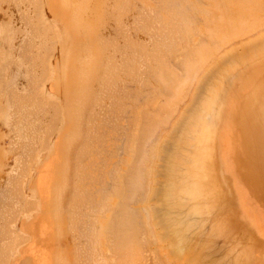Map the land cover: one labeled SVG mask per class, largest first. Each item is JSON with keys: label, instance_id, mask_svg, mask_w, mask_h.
<instances>
[{"label": "rangeland", "instance_id": "rangeland-1", "mask_svg": "<svg viewBox=\"0 0 264 264\" xmlns=\"http://www.w3.org/2000/svg\"><path fill=\"white\" fill-rule=\"evenodd\" d=\"M3 1L5 2V3H3ZM22 1V0H21ZM21 1H19V0H17V2H16V0H0V7H2V9L4 10V11H6V13H4L3 12V10L1 11L0 10V25L2 24L3 26H4V24H6V22H7V24H9V23H11V25H12V23L13 24H15V25H12L13 26V28H12V26H10V24L7 26V24L3 27H1L2 28V31H3V36L2 35H0V44H1V46H0V65H2V66H4L5 65V63H6V61L8 62V63H6V65H9V67H7L6 65L4 66V70H3V67L2 66H0V68L2 67V69H0V70H2L3 72V76L1 77V75H2V73H1V71H0V104H3V105H0V112H1V114H0V144H2V145H0V157H2V158H0V186H2L3 188H4V190L6 189V191H4L3 190V192L1 191L2 190V187H1V192L0 193H3V195L4 196H6L7 194H8V197L9 198H13V197H15L16 198V201H18L17 203H16V201H15V199H13L14 201H12V200H10V199H8V201H7V196L6 197H4L3 195H1L0 194V197L1 196H3L4 198H5V201L3 202V203H1L0 205V213L3 211L2 210V208H4V212H2L1 214H2V217L3 218H5V221L3 222L2 220H0L1 222H0V225H1V223H2V225L1 226H4L5 228H7V226H8V228L7 229H9L10 230V234H9V231L7 232H4V231H2L1 233H0V241L4 238V237H2V235L4 236V234L6 233V234H8L9 236H13V232H14V239H15V241H17V242H20V244L17 246V242H14V244L16 243V246H14L13 244H12V246L11 247H13V249L14 248H16V247H18L17 248V251H18V249L20 248V246L21 245H23L24 243H25V241H23V240H19L18 238H24V236L23 235H21L22 233H20L19 232V234L21 235H19L18 234V231L17 230H19L20 231V228H19V219H20V217L22 218L23 216H26V215H29L31 212H29L28 210H29V208L31 207L30 206V204L28 205V200L26 201V199H27V196L25 197V196H23V203H22V205H20V204H18V203H20V202H22V201H19L17 198H19L18 197V193L16 194V192L14 193V191H17V189H18V187H20L21 186V184L23 183V184H25V188L23 189L24 190V194H26V192H28L27 191V189H28V179H27V177L26 178H24V176H27L26 174L28 173V168L27 167H30V166H35L39 161H41L42 160V158H44V157H46L48 154L47 153H49V152H47V151H49L50 150V147L52 146V144H53V141L56 139V137H58L59 135H60V133L62 132V130H63V127H64V123H65V121H66V116H70L72 119H73V121H74V131L73 132H71V133H69V134H67V139H68V143H69V145H68V151H69V161H70V163L68 164V172H69V175L67 176V182H69V181H73V174H77V177L78 178H80V179H82L83 178V184H86V185H88V186H91V187H93L94 185H95V183L94 182H96L97 183V180H101L100 182H102L103 181V178L104 177H106V176H108V179H107V181H110L108 184H109V186H113V192H112V195H114L113 197H111V198H115L119 203L121 202V199L119 198V196H118V191L120 190V188H121V186H120V182L119 181H121V179H123L125 176H124V172H125V170L127 169V164H130V161H132L131 163L133 164V163H140V160H139V162L137 161V159L136 158H138L139 159V156H144L143 154H140L139 156H137V154H139L142 150H148V148H146V147H148L149 146V148H151V150L152 151H156L157 150V148L159 149V148H164L165 150L164 151H166L164 154H165V159L170 155H172V154H170L169 153V150H167V149H170L171 151H172V148H170V147H174V145H176V148L177 149H179V148H183V145L179 142L180 140H183V138L181 139L179 136H183V135H185V134H180L181 133V130H182V128H183V125H185L184 124V122H183V125L181 126V130L180 129H178L179 128V125L178 124H180L181 125V123H182V119L184 120V117L185 116H188V113H190V114H192L190 111H192V109H194L195 107L198 109V107L199 108H203V105H201V107L199 106L201 103H200V101H202V100H206V99H208L209 101L206 103V101H202V104H204V102L206 103V104H208V107H207V105H206V107L208 108V109H210V110H208V109H206V107L204 108V109H206L204 112H202V114H204L205 115V112H206V114H207V112H209V113H211V114H209L210 115V118H212V114L214 113H218V106L216 105V104H214L213 103V101H212V99L214 98V97H209V95H210V93H211V95H213V93H214V90H216L217 91V89H213L212 87H213V84L214 85H216V83H217V86H218V90L219 89H222V87H224L223 86V84H224V82H225V80H226V82H227V79H229V77H231L232 75H234L233 76V79H234V77L236 78V77H238L242 72H244L248 67H250V64L248 63V62H246L245 64H247V65H245L246 67H244L243 66V69L241 70L240 68L242 67V65H244V64H237L238 66L240 65V68L237 66V69L235 68V70H231L232 68H233V66H228L229 65V63H228V65H226L225 64V66L224 67H222L221 68V70H219V71H215V73H217L218 72V74L217 75H213V76H215V78H213V80H215V81H213L212 80V85H210L209 87V89L207 88V89H204V91H200V87H201V85L199 84V81L201 80V78H202V76L204 75V73H205V70H206V68L207 67H209L212 63V58L213 57H211V55H210V57H207L206 55H209L210 54V52L209 51H211V52H214L213 54H214V56L217 54V57H220V56H223V54H225V53H228V52H230L232 49H236L237 51H235L236 52V54L238 53H240V55L241 54H244V51L246 50V49H244L243 47L244 46H246V44H248V42H252L253 40H256L257 39V37L261 34V35H263L264 36V8L263 9H261V5L263 4V6H264V0H262V2H261V0H255L256 1V3H255V1L254 2H252L251 0V2L253 3V7H255L256 5H257V7H258V4L260 5V9H257L259 12H256V9H255V11L253 10V7H252V4L250 5L251 6V9L249 10H247L246 12H245V9L247 8V6L249 5V2L247 3V4H245L244 2L245 1H247V0H232L233 2H231V0H223V2L224 3H222L221 2V0H187V2H184V0H128V2H127V0H109V1H107V0H104L105 1V6L103 5L104 4V1L103 0H89V3H88V7L89 8H87L86 7V9L87 10H85V12H84V16L86 15L87 16V18L86 17H84V21H85V18H86V20H88V16H90L91 17V20H88L87 21V24L86 25H81L80 26V29L83 31V33L85 34L84 36H83V41L82 42H80V44H82V47L81 48H86L87 49V60L91 63V60H92V62H93V68H92V77L93 78H90L91 79V81L89 82V83H87V84H85V95H86V97L88 98V99H86V101H85V103H84V105L83 104H81V106L80 105H78V107H77V102L78 103H80V100H79V98L74 94V92H72V93H70L69 95H68V97H67V95L65 94V96L64 95H62V94H60L59 92H56V93H51L50 91H49V89H48V87H49V83H55V85L56 84H58V83H60V82H62L63 80H65L64 79V76L62 75L63 73H64V71H63V69L64 70H66L67 68H68V59H67V57L65 56L64 57V55H63V52H65L66 53V55H71V49L75 46L73 43H72V41H71V39L68 41L67 39L66 40H63V36H62V34H61V29L62 28H59L60 26L58 25V23L53 19V18H50L48 15H47V12H46V1L45 0H37V2L35 1V3L34 2H32V1H30V0H27V2H26V0H24V1H22V3H20ZM75 1V0H74ZM94 1V2H93ZM111 1V2H110ZM118 1V2H117ZM140 1V2H139ZM186 1V0H185ZM192 1H194L193 3H196L195 5L196 6H194L193 5V3H191ZM203 1H205V2H203ZM207 1H209L208 3H206ZM214 1H219V2H214ZM228 1H230L229 3L231 4H228ZM242 1H244V2H242ZM261 2V3H258V2ZM8 2V3H7ZM32 2V5H29V3H31ZM42 2H44V5L42 6V5H40ZM96 2V3H95ZM110 2V3H109ZM146 2V3H145ZM173 2H174V4H173ZM189 2L191 3V5H189ZM203 2V3H202ZM3 3V4H2ZM24 3H25V6L26 7H23L24 6ZM79 3H81L79 0H76V2L73 4V7H74V9L75 10H77V8H79L80 7V5H75V4H79ZM92 3V4H91ZM112 3V4H111ZM170 4V5H168L169 7H167V4ZM188 3V4H187ZM199 3V4H198ZM206 4V6H205V4ZM217 3V4H216ZM242 3H244L245 5H247L246 7H244L245 5H242ZM18 6H16V5ZM23 4V5H22ZM29 6H34L33 4H38V6L36 5V7L38 8L39 6H41V8L42 7H45V8H43V10H42V14L41 15H39L38 14V16H40V17H37V15H36V13L34 14V12L32 11V9H34V11L36 10V12L37 11H39L40 9H38L37 10V8L35 9V7L33 8L32 7V9H31V7H30V9H31V13H30V16H29V14L28 13H26L25 14V12H30L29 10V8L27 9V7H29ZM82 4V3H81ZM107 4V5H106ZM108 4H109V7H108ZM133 4V5H132ZM163 4V5H162ZM175 5V6H173V5ZM209 4V5H208ZM220 4V5H219ZM227 4V5H226ZM236 4V5H235ZM255 4V5H254ZM20 5H22V7L20 6ZM90 5V6H89ZM135 5V6H134ZM198 5H200V7L201 6H203V7H201V10H200V7L198 6ZM223 5L225 6V10L223 9ZM128 6V7H127ZM173 6V10L175 11V9H176V13L174 12V11H171L172 9H171V7ZM193 7L194 6V8H192L191 9V7ZM204 6H205V8H204ZM210 6V7H209ZM211 6H213V8H211ZM18 8V10H16L17 8ZM22 8V10H21V8ZM104 7V8H103ZM146 7H148V8H146ZM151 7L153 8V9H151ZM158 7H160V8H158ZM207 7H209L208 9H207ZM214 7H217V9L218 8H220L219 10H217L216 8H214ZM242 7H244V8H242ZM23 8H25V11H24V9ZM133 8H134V10H133ZM168 8L169 10H166V9ZM197 8H199V9H197ZM221 8H222V10H221ZM236 8H238V10L236 9ZM106 9V10H105ZM141 9V10H140ZM154 9H156V10H154ZM194 9V10H193ZM213 9H215L214 11H212ZM227 9H229L228 10V13H226L227 12ZM232 9V10H231ZM234 9V10H233ZM236 9V10H235ZM136 10V11H135ZM177 10H179L178 12H177ZM180 10H182L183 12H188V13H186V15L188 16V18H189V20H187L188 18H187V16H185V17H183L184 19L186 18V21H188L187 23H185L186 21L183 19L182 20V15L184 16L185 14H183ZM193 10V11H192ZM262 10V11H261ZM19 11H23L22 13H23V16H25V17H23L22 16V13L21 12H19ZM41 11V10H40ZM106 11V12H105ZM127 11V12H126ZM130 11H131V13H130ZM196 13H195V12ZM201 13H199V12ZM221 11V12H220ZM224 11V12H223ZM229 11H231V12H229ZM237 11H240V12H237ZM242 11L244 12V14L242 13ZM11 12H13L12 14H11ZM18 12H19V14H18ZM32 12H33V14L35 15V19H34V15L32 14ZM76 13H78L77 11H75ZM104 12L106 13V14H104ZM182 14H181V13ZM237 12V13H236ZM261 12H262V14H261ZM9 13V14H8ZM116 13V14H115ZM127 13V14H126ZM159 13H160V15H159ZM172 14L171 16L169 15V14ZM176 15L175 17H174V20L172 19V17L174 16V14ZM181 14V17L179 16L180 14ZM190 13V14H189ZM192 13V14H191ZM199 13V14H198ZM202 13H204L203 14V16H202ZM226 13V14H225ZM230 13H232V14H230ZM239 13V14H238ZM25 14V15H24ZM32 14V15H31ZM103 14L104 15H107L108 14V19H110L109 21H108V19L107 20H105L104 18H107L106 16H103ZM109 14H110V17H109ZM135 14H137V15H135ZM168 14V15H167ZM177 14H179V15H177ZM196 14V15H195ZM207 14V15H206ZM222 14H223V16H222ZM240 14H243V16L241 17L240 16ZM246 14V17H244V15ZM248 14H250V19H247L248 18ZM257 16H255V15ZM20 15V16H19ZM45 15V16H44ZM131 15H133V16H131ZM189 15H191V16H193V15H195V16H198V17H194V19H193V17H191V16H189ZM211 17H209V16ZM220 15V16H219ZM237 15H239V16H237ZM254 17H256L255 18V20H256V22L257 23H255L254 24V26H253V28H255V30L253 29V31H252V25L249 23V22H252V24H253V22H255V20L254 19H252V18H254ZM262 17H261V16ZM23 17V18H20V17ZM31 16H33V18H30ZM44 16V17H43ZM137 16V17H136ZM168 16H170V17H168ZM205 16H208V17H205ZM235 16H237L238 17V20H237V17H235ZM12 17V18H11ZM14 17V18H13ZM27 17L28 18H30V19H27ZM37 17V18H36ZM163 17V18H162ZM178 17V18H177ZM202 17V18H201ZM204 17V18H203ZM216 17H218V19L216 18ZM219 17H220V19H219ZM240 17H241V19H240ZM258 17H260V18H258ZM40 18V19H39ZM45 18V19H44ZM74 18L76 19V22L77 23H79V17H78V15H76L75 16V14H74ZM104 20H103V19ZM172 20H171V19ZM180 18V19H179ZM208 19V21H206L205 22V20L206 19ZM213 18H214V22H212L213 21ZM227 18V21H226V23H225V19ZM229 18V19H228ZM231 18V19H230ZM243 18L245 19V21L244 22H242L241 23V21L243 20ZM258 18V19H257ZM262 18V19H261ZM9 19L11 20V21H9ZM26 19V20H25ZM37 19H39V21L37 20ZM49 19L51 20V21H49ZM143 19V20H142ZM168 19H170V21L171 22H173V23H171ZM177 19H179V20H181V21H183L184 23V25H182V23H181V25L182 26H184V30L186 29V27H187V29L189 30L188 32H190V31H192V32H190V36H189V33L187 34V33H185V34H187V35H183V33L184 32H187V30L186 31H184V30H181V29H179L180 27H182V26H180V27H178V29L177 28H174L175 26H179V24H180V21L179 20H177ZM203 19H205V20H203ZM209 19H211V20H209ZM234 19V20H233ZM23 20H25V21H23ZM27 20H29V21H33V22H35L34 24L33 23H31V22H28ZM47 20V21H46ZM158 20V21H157ZM177 20V21H176ZM195 20V23H196V27H195V23L193 22V21ZM222 21V23H223V21H224V23L226 24H222V23H218V21ZM233 20V21H232ZM252 20V21H251ZM258 20V21H257ZM2 21V22H1ZM21 21V22H20ZM47 23H46V22ZM102 21H107L106 22V24L104 23V22H102ZM129 21V22H128ZM138 21H140V22H138ZM192 21V22H191ZM210 21V22H209ZM217 22V24H218V28H219V26L220 25H222L223 26V28L220 26V31H222V32H220V31H217V30H215V32H217L218 33V35H217V33H214V29L213 28H216L215 26V24L214 23H216ZM238 21H239V23H241L242 24V27H243V25L244 26H246V27H241L240 25L241 24H239L238 23ZM249 21V22H248ZM42 22V23H41ZM51 22H52V24H51ZM108 22H109V24H108ZM166 22V23H165ZM168 22V23H167ZM169 22L171 23V25H173V26H171L170 24H169ZM174 22H176V24L179 22V24H177V25H175V23ZM207 22H209V23H207ZM233 22V23H232ZM24 23H26V24H24ZM31 23V24H30ZM99 23V24H98ZM104 23V24H103ZM160 23H161V25H160ZM163 23L164 24H167V26L165 27V25H163ZM212 23V25H210ZM246 23V24H245ZM248 23L251 25H248ZM23 24V25H22ZM33 24V25H32ZM45 24L47 25V27H45ZM101 24H103V25H105V28H107V30L106 29H103V25H101ZM110 25V26H108V25ZM112 24V25H111ZM135 24V25H134ZM142 24V25H141ZM157 24H159V25H157ZM168 24H169V30H167L168 29ZM187 24V25H186ZM199 24V25H198ZM201 24V25H200ZM232 24V25H231ZM237 26V29H238V31L236 32V26ZM238 24H239V28H241V29H243L242 31H241V33H240V30H239V28H238ZM21 25V26H20ZM27 25H29V26H27ZM36 27H35V26ZM44 25V26H43ZM50 25H51V27H50ZM52 25H53V27H52ZM107 25V26H106ZM210 25V26H209ZM213 25H214V27H213ZM226 27H225V26ZM231 25V26H230ZM235 26V30H234V26ZM15 26V27H14ZM26 26V27H25ZM31 26V27H30ZM33 26V27H32ZM41 26H43L42 28H41ZM48 26H49V28H51V30L50 31H52V30H54L55 32H53V33H51L49 30H48V32H47V29H48ZM83 26V27H82ZM138 27V29H137V27ZM165 27V29H163V27ZM24 27H25V29H24ZM101 27H102V29L103 30H105V32H103V34L105 35H103L102 36V34L101 35H99L100 33H102V32H99V31H101L102 29H101ZM110 27V28H109ZM121 27V28H120ZM190 27H191V29H193V30H191L190 29ZM257 27V28H256ZM1 28H0V31H1ZM7 28V29H6ZM27 28H29V29H27ZM32 30H31V29ZM33 28H34V30L36 31H34L33 30ZM45 28V29H44ZM112 28V29H111ZM124 28H125V30H124ZM128 28V29H127ZM170 28H173V30L171 29L170 30ZM209 28H211L210 29V31H208L209 30ZM218 28H216V29H218ZM245 28H246V30H245ZM248 28V29H247ZM21 29L23 30V31H21ZM38 29H41V31H42V34H40L41 32H40V30L38 31ZM101 29V30H100ZM111 29V30H110ZM156 29H157V31H156ZM174 29H176V31L178 32L177 34H176V31H174ZM258 31H257V30ZM260 29H263V30H260ZM12 30V31H11ZM25 30H27V31H25ZM29 30H31L30 31V33L28 32ZM57 30V31H56ZM85 30V31H84ZM102 30V31H103ZM109 30H110V33H111V35H110V33H109ZM113 30V31H112ZM131 30H134V31H131ZM161 30H163V31H161ZM181 30V31H180ZM206 32H205V31ZM219 30V29H218ZM250 30V31H249ZM43 31H45L46 33H45V37H46V35L49 33V35H50V33L51 34H57L58 33V35H55L54 34V36H56V38L55 37H50V36H53V35H48L47 36V40H48V43H46L47 42V40H46V38L45 37H42V36H44V32ZM106 31H107V33H106ZM115 31V32H114ZM165 31H167L166 33H165ZM173 31V32H172ZM179 31H180V33H179ZM184 31V32H183ZM194 31V32H193ZM212 31V32H211ZM234 31V32H233ZM250 32V34H249V32ZM11 32V33H10ZM18 32V33H17ZM25 32L28 34L29 33V35H27V34H25ZM98 32H99V34H98ZM130 32H132V33H130ZM163 32V33H162ZM175 32V33H174ZM182 32V33H181ZM220 32V33H219ZM225 32V33H224ZM238 32L240 33L239 35H238ZM256 32V33H255ZM20 33V34H19ZM35 33V34H34ZM136 33V34H135ZM141 34L140 36H139V34ZM236 35H235V34ZM246 33L248 34L247 36H246ZM254 33V34H253ZM6 34V35H5ZM10 34V35H9ZM13 34V35H12ZM24 36H28V37H24ZM108 34V35H107ZM114 34V35H113ZM165 34V35H164ZM172 34V35H171ZM174 34V35H173ZM176 34V35H175ZM195 34V35H194ZM205 34V35H204ZM206 34H208V36L210 37V40H209V37L207 36L206 37ZM212 36V35H217V37L216 38H214V36H210V35ZM36 35H37V37H36ZM96 35H98V36H96ZM109 36V38H107V36ZM138 35V36H137ZM148 35V36H147ZM192 35V36H191ZM243 35H245L244 37H243ZM4 36H5V38H4ZM11 36H13V37H11ZM21 36H22V38H21ZM59 36V40H58V37ZM100 36V37H99ZM115 36H117L116 38H115ZM142 36V37H141ZM153 36V37H152ZM183 36V37H182ZM194 36V37H193ZM197 36V37H196ZM18 38V40H16L17 38ZM20 37V38H19ZM97 37H99V38H97ZM101 37H103V38H101ZM105 37V38H104ZM128 37V38H127ZM134 37H136V38H134ZM145 37V38H144ZM203 37V38H202ZM204 37H205V39H206V41H205V39H204ZM219 37V39L217 40V38ZM230 37V38H229ZM233 37V38H232ZM12 38H14L13 40H12ZM25 38H29L28 39V41H27V39H26V41H25ZM31 38V39H30ZM33 38V39H32ZM39 40H38V39ZM49 38V39H48ZM51 38V39H50ZM56 39V40H53V41H55L56 42V46L53 44H49V41H51L52 39ZM113 38V39H112ZM118 38V39H117ZM141 38V39H140ZM187 38V39H186ZM189 38H190V40H189ZM193 38V39H192ZM222 38V39H221ZM242 38V39H241ZM9 39H11V40H9ZM35 39V40H34ZM45 39V40H44ZM88 40V42H89V44H87L88 42H87V40ZM96 39V40H95ZM99 39H101V40H103V39H105V41L103 40V42L101 41V40H99ZM107 39V40H106ZM108 39H109V41H108ZM120 40L119 42L117 41V40ZM155 39V40H154ZM182 39V40H181ZM192 39V40H191ZM216 39V40H215ZM224 39H226L225 41H224ZM237 39V40H236ZM4 40H7V42L5 41V44H4ZM21 41V44H25L24 46L22 45H20V44H18V43H20V41ZM30 40V41H29ZM32 40H33V42H32ZM37 40V41H36ZM95 41V43H94V41ZM97 40H99L100 42H98ZM115 40V41H114ZM151 40V41H150ZM185 42H184V41ZM201 40H203V41H201ZM217 41V44H216V42L215 41ZM220 40V41H219ZM223 40V41H222ZM14 41V42H13ZM23 41H24V43H23ZM122 41V42H121ZM177 41V42H176ZM180 41V42H179ZM209 42V44H208V42ZM234 41V42H233ZM11 42V43H10ZM18 42V43H17ZM37 42V46L35 45V43ZM42 42V43H41ZM113 42V43H112ZM115 42V43H114ZM124 42V43H123ZM181 42H183V43H181ZM186 42H188V43H186ZM191 42V43H190ZM193 42V43H192ZM195 42H197V43H195ZM199 42V43H198ZM201 42H203L202 44H201ZM219 42V43H218ZM223 42H226V44L227 45H225V43H223ZM254 42V41H253ZM7 43H9V44H7ZM14 43V44H13ZM27 43V44H26ZM31 43V44H30ZM34 43V45L32 46V44ZM46 43V44H45ZM51 43H53L52 41H51ZM86 43V44H85ZM101 43H102V45H101ZM145 43V44H144ZM164 43H166V44H168L169 46L167 47V46H165L166 44H164ZM172 43V44H171ZM185 43V44H184ZM206 43V44H205ZM229 43V44H228ZM231 43V44H230ZM264 43V42H263ZM263 43H257V45H258V47H261V45L263 44ZM2 44H4V47H3V45ZM16 44V45H15ZM42 44V45H41ZM47 44H49L51 47H53V48H49V46L47 47V46H45V45H47ZM101 46H100V45ZM104 44V45H103ZM106 44V45H105ZM110 44H113L112 46L109 45ZM122 44H124V45H122ZM127 44V45H126ZM158 44V46L156 47V45ZM159 44H160V46H162V45H164V47L162 48V47H160L159 46ZM179 44H182V45H180L179 46ZM186 44H188V48L185 46ZM190 44V45H189ZM212 44H214V46L212 45ZM219 44V45H218ZM14 45V46H13ZM29 45V46H28ZM84 45H85V47H84ZM110 47V48H108V46ZM122 45V46H121ZM126 45V46H125ZM178 45V46H177ZM192 45V46H191ZM193 45H194V47H193ZM198 45H203V46H198ZM206 45V46H205ZM207 45H209V46H207ZM227 46V47H222V46ZM10 46V47H9ZM41 46V48H39ZM43 46H45V47H43ZM88 46V47H87ZM90 46H91V48H90ZM107 48H106V47ZM118 46V47H117ZM124 46V47H123ZM155 46V47H154ZM184 46H185V48H184ZM197 48H196V47ZM211 46H212V48H211ZM216 46H218V47H216ZM14 47V48H13ZM47 47V48H46ZM54 47H56L55 48V50H53L54 49ZM100 47L103 49H101L102 50V52L100 51ZM105 47V48H104ZM111 47H112V49H111ZM123 47V48H122ZM166 47V48H165ZM179 47V48H178ZM181 47V48H180ZM200 47H202V48H200ZM220 47V48H219ZM257 47V48H258ZM28 50H27V49ZM32 48V49H31ZM66 48H67V50H66ZM99 48V49H98ZM125 48V49H124ZM127 48V49H126ZM138 48V49H137ZM154 48V49H153ZM158 48H161L162 50H161V52H160V49L158 50ZM167 48L170 50H172V52H171V50L169 51V50H167ZM176 48H178V49H176ZM194 48H195V51H194ZM199 48V49H198ZM208 48V49H207ZM210 48V49H209ZM216 48V49H215ZM1 49H3V50H1ZM13 49H15V50H13ZM31 49V50H30ZM46 49V50H45ZM47 49H49L48 51H47ZM109 49V50H108ZM122 49V50H121ZM124 49V50H123ZM200 49H203L204 51H207L206 53L205 52H202V51H200ZM212 49L214 50V51H212ZM220 49V50H219ZM223 49V50H222ZM260 50V52H259V54L261 55V54H264V49H263V47H261V48H259ZM263 49V50H262ZM6 50V51H5ZM13 50V51H12ZM105 50H106V52H105ZM110 50H111V52H110ZM112 50H113V52H112ZM126 50V52L127 51H129L128 53H126V52H123V51H125ZM135 50V51H134ZM166 50V51H165ZM177 50V51H176ZM186 52H184V51ZM198 50V51H197ZM3 51V52H2ZM27 51H28V53H27ZM50 51H52V52H50ZM122 52V54H124V56L121 54V52ZM132 51V52H131ZM140 51V52H139ZM148 53H147V52ZM167 51H168V53H167ZM173 51H176V52H173ZM183 51V54H181V52ZM189 51V52H188ZM192 51H193V53H192ZM217 51V52H216ZM261 51H263L262 53H261ZM10 52V53H9ZM42 52V53H41ZM54 52V53H53ZM84 52H86V51H84ZM119 52V53H118ZM131 52V53H130ZM166 52V55L164 54ZM180 53L181 55L179 56V54H176L175 56H174V54L175 53ZM191 52V53H190ZM200 52H202V53H200ZM219 52V53H218ZM11 53H13V54H11ZM44 53V54H43ZM49 53V54H48ZM51 53H53V54H51ZM100 53H101V55L104 57V59L103 58H101V55H100ZM107 53V54H106ZM125 53H126V55H128L129 54V58L131 57V60L125 55ZM133 53H134V55H133ZM158 53H160V56H161V58L164 56V58H160V59H157V58H159V54ZM162 53V54H161ZM169 53H174L173 55L171 54V56H170V54ZM195 53L197 54L196 56H194L195 55ZM203 53H205L204 55H202ZM208 53V54H207ZM255 53V52H254ZM6 54V56H4ZM10 54V55H9ZM15 54V55H14ZM109 54H110V56H112V57H110L109 56ZM112 54V55H111ZM115 54V55H114ZM118 54V55H117ZM121 54V55H120ZM157 54V55H156ZM188 54V55H187ZM193 54V55H192ZM257 54V53H256ZM12 55V56H11ZM16 55H18L17 57H15ZM50 55V56H49ZM117 55V57H115ZM142 55V56H141ZM170 57H169V56ZM183 55V57H181ZM185 55V56H184ZM203 56L202 58L200 57V56ZM258 55V54H257ZM256 55V56H257ZM7 56H9V57H7ZM11 56V57H10ZM14 56V57H13ZM43 56H45V57H43ZM48 56V57H47ZM89 56V57H88ZM109 56V57H108ZM119 56H121L120 58H119ZM127 58H126V57ZM149 56H150V58H149ZM156 56H158V57H156ZM181 58H179V57ZM236 56V55H235ZM241 56H244V55H241ZM259 56V55H258ZM258 56H257V58H258ZM47 57V60L45 59ZM53 57V58H52ZM123 57H124V59H123ZM133 57H135L134 59H133ZM178 57V58H177ZM197 57H198V59H197ZM208 58V60L206 59V58ZM5 58H8V59H10V61L8 60V59H5ZM15 58H17V60L15 59ZM20 58V59H19ZM111 58V59H110ZM121 60H119V59ZM153 59L154 58V60L156 61L155 63H157V64H155L153 61H147V59ZM156 58V59H155ZM168 58V59H167ZM171 58H172V60H171ZM183 58V59H182ZM211 58V59H210ZM256 58V60H258ZM102 59H103V61H102ZM106 59V60H105ZM116 59V60H115ZM125 59H127V60H125ZM128 59H129V61H128ZM167 59V60H166ZM177 59L179 60V61H177ZM185 59V60H184ZM190 59V60H189ZM206 59V60H205ZM255 59V58H254ZM253 59V60H254ZM261 59L263 60L264 59V56H262L261 55ZM5 60V61H4ZM13 60V61H12ZM21 60V61H20ZM44 60H46V62H48L47 63V65H46V62H44ZM48 60H50V62L48 61ZM100 60V61H99ZM114 60H115V62L116 63H114ZM139 62H138V61ZM196 60V62H194ZM198 60V61H197ZM203 60V61H202ZM205 60V61H204ZM15 61H16V63H15ZM24 63H23V62ZM102 61V62H101ZM108 61V62H107ZM126 61V62H125ZM130 61H134V62H130ZM145 61V62H144ZM193 61V62H192ZM200 61H202L203 62V64H201L200 65ZM4 62V63H3ZM20 62H22V64L20 63ZM27 62V63H26ZM119 64H118V63ZM121 62H122V64H121ZM151 62V65H152V67L153 66H156V67H158V68H160L159 70H160V72L158 73V68L157 69H155V67H150L151 65L149 64H147V63H150ZM174 62H176L175 64V69L177 70H174ZM190 65V67H188L189 65H187V63ZM191 62V63H190ZM201 62V63H202ZM15 63V64H14ZM31 63V64H30ZM34 63V64H33ZM45 63V64H44ZM51 63V64H50ZM103 63H104V65H103ZM105 63H106V65H105ZM110 63V64H109ZM124 63V64H123ZM154 63V64H153ZM173 63V64H172ZM185 63H186V65H187V67H186V65H185ZM193 63V64H192ZM196 63H198V64H196ZM250 63H251V61H250ZM252 63H253V61H252ZM20 64V65H19ZM116 64H118V65H116ZM121 64V65H120ZM129 64H130V66H129ZM133 64H135V65H133ZM166 64H167V66H166ZM170 64V68L168 67V65ZM173 65V67H172V65ZM179 64V65H178ZM196 64V65H195ZM13 65V66H12ZM26 65V66H25ZM44 65H46V66H44ZM62 65H63V69H62ZM101 65V66H100ZM133 65V66H132ZM141 65V66H140ZM200 65L201 66V68L204 66V67H206L205 69H200L198 66ZM251 65H253V64H251ZM21 68V69H23V70H21L19 67ZM78 66H79V64H78ZM103 66H105V68H106V71H107V73L110 75V71H112L111 72V76H107L108 74L106 73V71H105V69H104V67ZM111 66H112V68H111ZM125 68V66H126V68L124 69L123 67ZM127 66H129L128 68L129 69H127ZM135 66H136V68H135ZM162 66L165 68L166 67V69H164V68H162ZM31 69H30V68ZM35 67V68H34ZM43 67V69H41ZM102 67V68H101ZM110 67V69H113V70H115L117 67V70H115L114 72H113V70H110V69H108ZM134 69H133V68ZM168 67V68H167ZM185 67V68H184ZM193 67H195V68H193ZM229 67H231V68H229ZM235 67V66H234ZM17 68H19V69H17ZM51 68H53L52 70H50ZM120 68V69H119ZM121 68H123V70H125V72L127 73L130 69L131 70H133L132 72H130L129 71V73H127V74H125L124 75V71H122V69ZM179 68V69H178ZM193 68V69H192ZM197 68H199V69H197ZM226 68V69H225ZM239 68V69H238ZM13 69H15L14 71H13ZM34 69L36 70V72L34 71ZM44 70V71H41V70ZM48 69V70H47ZM104 69V70H103ZM135 69H136V71L138 72H136L135 71ZM144 69H147L146 71L144 70ZM164 69V70H163ZM180 69H181V73L184 75H181V73L179 72L180 71ZM187 69L190 71V74L192 75V70H194V72H193V77L194 76H196V77H194V78H196V79H194L190 74H189V72L187 71ZM225 69V70H224ZM234 69V68H233ZM19 70H20V72H19ZM47 70V71H46ZM104 72H103V71ZM145 71V72H147V73H150L151 75H154V79L151 81V79L152 78H149V80L150 81H148V83L146 82V80L148 79V78H145V76H149V75H145V74H141V73H143L142 71ZM155 70V71H154ZM166 70H168V73H170L171 75L173 74L174 76H176V78L178 77V75L180 74L181 75V78H177V80H176V82L175 83H173V82H171L172 83V85H170V86H168V81H171L170 79L166 82V81H164L163 82V85H161V83L162 82H160V80L161 79H163L162 77H164V74H163V76H161V78H160V80L156 77V75H157V73H158V77H160V75L162 74V71L164 72V73H166L165 71ZM179 70V71H178ZM201 71V73H200V71ZM240 70V71H239ZM244 70V71H243ZM13 71V72H12ZM51 71H53V72H51ZM102 71V72H101ZM152 71H154V72H152ZM171 71V72H170ZM177 73H176V72ZM185 71V72H184ZM223 71H225L226 73H227V75H226V73L225 74H223L224 72ZM234 71H236V72H234ZM239 71V72H238ZM38 72H41V74L40 73H38ZM48 72H49V74H48ZM51 72V73H50ZM120 72H124L122 75L125 77L126 75V78H124L123 76H121V73ZM134 72H135V74H134ZM144 72V73H145ZM174 72V73H173ZM187 72V73H186ZM199 72V73H198ZM221 72H223V73H221ZM238 72V73H237ZM5 73V74H4ZM22 75H21V74ZM23 73H25V74H23ZM36 73V74H35ZM43 73V74H42ZM46 73V74H45ZM101 73H102V75H101ZM107 75H106V74ZM113 73H114V75H113ZM118 73H120V75H118L120 78H122V82L120 83V84H122L124 81H123V79H128V80H130V81H128V80H126L124 83H123V89H122V87H120V86H122V85H120V84H118L119 82H116V80L118 81V76H116V74H118ZM133 73V74H132ZM141 75H145L144 76V78H143V80H141L142 78L141 77H143V76H141ZM167 73V74H168ZM196 73H198V74H196ZM221 73V75H219ZM231 73V74H230ZM237 73V74H236ZM248 73V70H247V72L245 73V75ZM16 75V77H15V75ZM38 74V75H37ZM40 74V75H39ZM53 74V75H52ZM105 74V75H104ZM130 74V77H132V75H133V79H130V77H128V75ZM137 74V75H136ZM160 74V75H159ZM169 74V75H170ZM175 74H177V75H175ZM196 74V75H195ZM36 75V76H35ZM45 75V77H43V76ZM49 75H52V77H50L49 78ZM99 75H101L102 77H103V79H107L106 80V83H104L105 82V80H103V79H101L102 77H100ZM140 75V76H139ZM150 75V76H151ZM169 75H168V78H169ZM170 75V76H171ZM185 75H187L186 76V78H187V80H186V78H185ZM189 75V76H188ZM231 75V76H230ZM244 75V76H245ZM11 76H12V78H13V80H12V78H11ZM14 76V77H13ZM48 76V77H47ZM107 78H106V77ZM135 76V77H134ZM140 77V78H138V77ZM173 76V77H174ZM216 76H218V77H216ZM220 76L221 77H223L224 79L222 80L221 78H220ZM226 76V77H225ZM3 77H4V80H3ZM8 77H9V79H8ZM36 77V78H35ZM62 77H63V79H62ZM109 77V78H108ZM113 79L114 77H116V78H114L115 79V81L113 82V80H111V78ZM151 77H153V76H151ZM171 78V79H174V78ZM182 77H183V80H182ZM189 77H190V81H189ZM15 78V79H14ZM39 78V79H38ZM40 78H42V79H40ZM98 78V79H97ZM136 78H137V80H136ZM18 79V80H17ZM24 79H26V81L24 80ZM37 79V80H36ZM44 79V80H43ZM89 79V80H90ZM138 79L139 80H141V81H138ZM165 79V78H164ZM167 79V78H166ZM179 79H180V82H178L179 81ZM193 79L195 80V82L193 81ZM218 79V80H217ZM233 79L231 80V81H233ZM11 81V82H9V83H7L8 81ZM50 80V81H49ZM88 80V81H89ZM96 80H98V81H96ZM109 80H111V83L109 84L108 83V81ZM158 80V81H157ZM184 80H185V82L186 81H188L187 83H185L184 82ZM230 80V79H229ZM38 82V83H36V82ZM39 81H41V82H39ZM49 81V82H48ZM100 81V82H99ZM156 81V82H155ZM162 81V80H161ZM173 81H175V80H173ZM182 81L184 82L183 84H185L186 86L187 85H189V86H192V88L191 87H189L190 89L188 90L189 91V93H187L186 92V90H185V85H183L182 84ZM218 81V82H217ZM26 82V83H25ZM58 82V83H57ZM99 83V84H97L96 85V83ZM103 82V83H102ZM143 82V83H142ZM150 82H154V83H150ZM160 82V83H159ZM216 82V83H215ZM225 82V83H226ZM20 83V84H19ZM23 83V84H22ZM35 83L38 85V87L35 85ZM118 84L117 86H115L114 84ZM139 83H141V85H140V90L142 91H144L143 92V94H144V96L142 97V94H141V92H138L137 93V91H140V90H138L137 88V86L139 85ZM156 83L157 84H159L160 86L158 87V85H157V87H156ZM165 83H166V85H165ZM193 85H192V84ZM195 83V84H194ZM8 84V85H7ZM39 84H40V86H39ZM114 85V87H116L115 88V90H111V86H112V88H113V85ZM133 84V85H132ZM144 84L146 85V87L144 86ZM147 84H149V85H147ZM150 84H151V86H150ZM153 84V85H152ZM176 85V86H174V85ZM179 84V85H178ZM180 84H182L181 86H180ZM219 84L221 85V87L219 86ZM105 87H104V86ZM109 85H110V87H109ZM134 85H135V87L136 88H133L136 92H134V90H132V87H134ZM142 85H143V87H142ZM164 85H165V87H164ZM177 85L178 86H180L181 88H183L184 89V91L182 92V90L181 89H179L178 87H177ZM3 86V87H2ZM5 86H6V88H5ZM78 86V85H77ZM90 86V87H89ZM98 86H100V88H97ZM107 86V87H106ZM130 86V87H129ZM174 86V87H173ZM8 87V88H7ZM40 87H41V89H40ZM47 87V88H46ZM96 87V88H95ZM109 87V89H108V91H106V89ZM141 87H142V89H141ZM154 87V88H153ZM166 87H168V88H166ZM171 87V88H170ZM176 87L178 88V92H177V89H176ZM208 87V86H207ZM104 88H106V89H104ZM120 88H121V91H120ZM130 88V89H129ZM145 88L149 91V93H146V92H148L147 90L145 91ZM151 88H152V92L150 91L151 90ZM162 88V89H161ZM163 88H165V89H163ZM169 88H170V90H169ZM174 88H175V90H174ZM6 89H7V91H6ZM91 89V90H90ZM97 89H98V91L99 90H103L102 92H101V95H98V94H100L98 91H97ZM114 89V88H113ZM116 89H118V90H116ZM126 89V90H125ZM155 89V90H154ZM158 89V90H157ZM186 89H188L187 87H186ZM192 89V90H191ZM4 90V91H3ZM89 92H88V91ZM122 90H123V93H122V96H125V98L127 97V96H129V97H127L126 99L127 100H125V101H127V103L128 104H130V106H131V110L129 109V105L128 104H126V102L125 101H122V100H124L125 98H121V95H119V93L120 92H122ZM132 90V91H131ZM180 90H181V92H180ZM201 90H202V88H201ZM208 90V91H207ZM210 90H212L211 92H210ZM94 91V92H93ZM110 91V92H109ZM115 93H114V92ZM117 91H118V93H117ZM120 91V92H119ZM130 91V92H129ZM164 91V92H163ZM198 91H199V93H201V97H203L204 96V98H202V100H200L201 98H198V100H200V101H198V100H195V96H196V94L198 93ZM206 91V92H205ZM215 91V92H216ZM16 92V93H15ZM49 92V93H48ZM108 92H109V94H108ZM113 92V93H112ZM129 92V93H128ZM153 93V94H151V93ZM171 92V93H170ZM173 92V93H172ZM177 92V93H176ZM185 92H186V95L188 96H186L187 98H185V101H184V97L183 96H185ZM88 93V94H87ZM105 93V94H104ZM112 93V94H111ZM135 93V94H134ZM156 93V95H154ZM170 93V94H169ZM180 93H182V94H180ZM183 93H184V95H183ZM205 93H207V95L205 94ZM51 94H53V96H51ZM113 94H117L116 96L115 95H113ZM121 94V93H120ZM125 94H127V95H125ZM133 94V95H132ZM136 94H139V95H137L136 97H134V95H136ZM158 94V95H157ZM164 95V97L167 95V98L165 97V101H163L164 99H163V95ZM166 94V95H165ZM172 94V95H171ZM180 94V95H179ZM189 94V95H188ZM216 94V93H215ZM6 95H7V97L9 96V98H10V100H9V98H7L6 97ZM11 95V96H10ZM92 95H94V96H92ZM114 96V97H116V98H114V97H112V96ZM130 95H132V97H133V99H131L132 97L130 96ZM149 95H152V96H149ZM161 97H160V96ZM174 95V96H173ZM177 95H179V97L177 96ZM198 95L200 96V94H197V97H198ZM206 95V96H205ZM210 95V96H211ZM16 96V97H15ZM18 96V97H17ZM24 96V97H23ZM101 96L103 97V99L101 98ZM117 96H118V98H117ZM138 96H140V97H138ZM148 96V97H147ZM155 96V97H154ZM169 96V97H168ZM53 97V98H52ZM54 97H56V99L54 98ZM58 97V98H57ZM94 97V98H93ZM120 97V98H119ZM145 97H147V98H145ZM156 98V100L154 99V98ZM175 97H178V99L176 100V98ZM207 97V98H206ZM39 98H41L40 100H39ZM92 98L94 99V100H92ZM97 98H100L98 101L96 100ZM107 98H109L108 99V101H110V99L113 101L114 99H116L115 101H113V104H112V101H111V103H110V105H113V108L115 109V105L117 106L118 104H120V105H122V107L124 108H122L120 105V108H121V112L122 111H125V112H123V114L121 113V112H118V110H120V108L119 109H115V111H116V113H115V115L116 114H118L117 116H115L114 114H110V113H114V111H112V106H107V105H109V103L107 102V100L106 99ZM135 98V99H134ZM162 98V99H161ZM189 98V99H188ZM211 98V99H210ZM7 99H8V101H7ZM23 99V100H22ZM27 99V100H26ZM37 99V100H36ZM54 99V100H53ZM60 99V100H59ZM68 99V100H67ZM119 99H121V101L122 102H125L124 104H122V102L119 100ZM150 99H152V100H150ZM153 99L155 100V102L153 101ZM174 99V100H173ZM180 99V100H179ZM187 99H188V101H187ZM30 100V101H29ZM38 100H39V102H38ZM53 100V101H52ZM104 102H103V101ZM128 100H130V101H128ZM133 100V101H132ZM137 100H138V103H137ZM149 100V101H148ZM169 100V101H168ZM170 100H172L171 102H170ZM175 100H176V102H180L181 100V102H180V104L179 103H177L176 105H178V106H174L173 104L174 103H176L175 102ZM213 100H215V98L213 99ZM20 101V102H19ZM42 101H44L43 103H42ZM48 102V101H50V102H48V104L46 103V102ZM60 101V102H59ZM92 101V102H91ZM95 101H97V103L95 104ZM119 101V102H118ZM147 101V102H146ZM157 101V102H156ZM185 102V103H182V102ZM196 101V103H195V105H197V106H195L194 105V103L193 102H195ZM198 101V102H197ZM37 102V103H36ZM55 102H56V104L57 105H55ZM92 104H91V103ZM102 102V103H101ZM130 102V103H129ZM142 102V103H141ZM148 104H146V103ZM152 102H154V104L152 103ZM165 102V103H164ZM167 102H168V104H167ZM215 102V101H214ZM27 103V104H26ZM39 103H41V105L39 104ZM99 103V104H98ZM105 103H106V105H105ZM108 103V104H107ZM116 103H118V104H116ZM143 103H145L146 105L145 106H142L143 105ZM163 103V104H162ZM181 103H182V105H181ZM200 103V104H199ZM34 104H36V105H34ZM45 104H46V107H45ZM61 104V105H60ZM71 104V105H70ZM101 104V105H100ZM126 104V106H127V110L125 109V105ZM134 104V105H133ZM153 106H152V105ZM160 104V105H159ZM8 105V106H7ZM25 105V106H24ZM48 105V106H47ZM51 105H53V106H51ZM72 107V108H70V106ZM87 105V106H86ZM90 105V106H89ZM93 105V107H91ZM95 105V106H94ZM97 105H99V107L97 108L98 110L97 111H99V112H97L96 111V108L94 109V107H97ZM105 106L104 108L102 107V106ZM136 105V106H135ZM137 105H138V107H140V105H141V108H144V110L142 109L141 111H139V110H137L136 111V109H139V108H137ZM157 105H158V107H157ZM166 105V106H165ZM192 105V106H191ZM193 105L195 106V107H193ZM213 105H215V107L213 106ZM35 106L37 107V108H35ZM51 106V107H50ZM61 106V107H60ZM101 106V107H100ZM119 106H117L116 108H118ZM129 106V107H128ZM148 106V107H147ZM164 106V109L162 108V107ZM170 106H172V107H170ZM6 107V108H5ZM19 108V110H17L18 108ZM38 107H39V109H38ZM48 107V108H47ZM58 107H60V108H62L61 110L62 111H64V112H62ZM84 107V108H83ZM91 107V108H90ZM107 107V108H106ZM110 107V108H109ZM136 107V108H135ZM153 107V108H152ZM155 107H156V109H155ZM165 107H166V110H169L170 112L173 110V113L172 114H170L168 111L165 113ZM170 109H169V108ZM178 107V109L176 110V108ZM189 107H191V110H190V108ZM193 107V108H192ZM14 108H17V109H14ZM24 108V109H23ZM27 108V109H26ZM31 108V109H30ZM47 108V109H46ZM51 108H53V109H51ZM83 108V109H82ZM102 108H103V111H102ZM135 108V109H134ZM140 108V109H141ZM148 108H149V114H147L148 113ZM152 108V109H151ZM161 108V111L159 110ZM168 108V109H167ZM5 109H7V110H5ZM21 109H23V111H21ZM28 109H30L29 111H28ZM48 109H50V110H48ZM58 109L60 110V112L58 111ZM83 110L82 111V113H83V116L82 115H80V110ZM85 109V110H84ZM100 109V110H99ZM113 109V110H114ZM175 109V110H174ZM197 109H195L196 111H197ZM200 109V110H201ZM216 109H217V112H216ZM8 110H10L9 112H8ZM17 110V111H16ZM32 110V111H31ZM35 110V111H34ZM37 110V111H36ZM53 111V113H50V111ZM55 110H56V113H55ZM89 110V111H88ZM95 110V111H94ZM108 110V111H107ZM109 110H111V111H109ZM129 110H130V112H129ZM146 110V111H145ZM153 110L155 111V112H153ZM163 110H165V111H163ZM187 110H189V112L187 111ZM4 111V112H3ZM43 111V112H42ZM49 111V112H48ZM51 111V112H52ZM76 111H78V112H76ZM86 111H88V112H86ZM143 111V112H142ZM164 112L163 113V115H162V113H160V112ZM176 111V112H175ZM194 111V110H193ZM192 111V112H193ZM199 111V110H198ZM202 111V110H201ZM211 111V112H210ZM8 112V113H7ZM21 112H23V113H21ZM24 112H25V114H24ZM42 113V115L41 114H38V113ZM46 112V113H45ZM48 112V113H47ZM91 112H92V114H91ZM128 114H127V113ZM143 113V114H140V113ZM147 112V113H146ZM188 112V113H187ZM3 113V114H2ZM7 113V114H6ZM33 113V114H32ZM56 115H59L60 117L62 116L63 117V120L59 117V116H56ZM59 113H62V115L61 114H59ZM64 113V114H63ZM69 113V114H68ZM77 113V114H76ZM86 113H88V115H86ZM93 113H94V115H93ZM97 113H99V114H97ZM103 113V114H102ZM105 113V114H104ZM110 114V117L112 116V118H110L108 115ZM121 113V114H120ZM124 113H126L125 114V116H124ZM130 113V114H129ZM136 113H138V114H140V115H147V116H151L150 118L149 117H145V116H139L138 114H137V116H136ZM145 113V114H144ZM153 115H152V114ZM156 113H158V115H160V116H157L156 115ZM176 113V114H175ZM178 113V114H177ZM195 113V112H194ZM197 113V112H196ZM195 113V114H196ZM29 114V115H28ZM37 116H39V117H37ZM95 114H97L96 116H95ZM107 114V115H106ZM135 114V115H134ZM189 114V115H190ZM200 114H201V112H200ZM199 114V115H200ZM201 114V116H200V119H202L203 118V116L204 115H202ZM12 115V116H11ZM22 115L23 116H25L24 118H21L22 117ZM40 115H41V117H40ZM43 115H45V116H43ZM78 115V117H76ZM91 115V116H90ZM99 115H101V116H99ZM121 115V116H120ZM133 115V116H132ZM174 117H173V116ZM175 115H176V117H175ZM2 116H5V118L6 119H4V117H2ZM27 116V117H26ZM33 116V117H32ZM47 116H49V117H47ZM87 116V117H86ZM94 116H95V119H94ZM106 116V117H105ZM108 116V117H107ZM114 116V117H113ZM118 116H120V117H122V116H124L123 118H121L122 120L120 121H117V119H119V117ZM130 116V117H129ZM136 116V117H135ZM156 116H157V119H156ZM165 116L168 118V120H166L167 118H165ZM191 116V115H190ZM52 117V118H51ZM59 117V118H58ZM91 117V118H90ZM97 117V118H96ZM99 117V118H98ZM103 117H105L104 119H100V118H103ZM115 117H116V121L114 120H112L113 118L115 119ZM118 117V118H117ZM169 117H171V118H174V119H170L171 121H169ZM206 117H207V115H205V119L203 118L202 119V121L201 122H203V121H205V124L204 125H206L207 124V122H208V124L211 122V119L209 118V116H208V120L206 119ZM38 118H40V119H38ZM50 119V121L48 120V119ZM58 118V119H60V121H57L56 119ZM77 118H79V120L77 121ZM82 118H84L85 120H83ZM93 118V119H92ZM109 118V119H111V120H107V119ZM126 118V119H125ZM130 119V121H129V119ZM133 118V119H132ZM139 118V119H138ZM148 118V119H147ZM187 117H185V119H186ZM30 119V120H29ZM34 119V120H33ZM53 121H52V120ZM84 121V123L81 121ZM88 119V120H87ZM89 119H91V120H89ZM142 119V120H141ZM147 119V120H146ZM157 120V122H156V120ZM160 119V120H159ZM166 120V122H165V120ZM94 120L96 121L95 123H94ZM102 121V123H103V125H102V123H101V126H100V124L98 125V124H96L97 122H99L100 123V121ZM109 121L110 122V124L108 125V127H111V128H108V127H106V125H107V123H106V125L104 126V123L106 122V121ZM125 120H126V122H125ZM135 120H137V122L135 121ZM145 120V121H144ZM150 120H152V123H154V124H150ZM164 120V121H163ZM206 120H207V122H206ZM3 121H5V122H3ZM34 121V122H33ZM39 121L41 122V123H39ZM47 121V122H46ZM60 122V124L58 123V125H61L62 126V128H60L58 125H57V122ZM86 121V122H85ZM104 121V122H103ZM140 121V122H139ZM155 121V122H154ZM167 121H169L168 123H167ZM210 121V122H209ZM43 122L45 123L44 125H43ZM49 122H51V123H49ZM52 122H53V124L54 125H57L58 126V128H57V132L55 133L54 131H56V129L54 128L53 130L54 131H52V129L50 128V126H52L53 127V125H52ZM80 123L79 125H76L77 123ZM114 124V123H116V124H118V125H115V127H114V125L112 124V123ZM121 122V123H120ZM125 122V123H124ZM128 122V123H127ZM138 122H139V124H138ZM142 122V123H141ZM164 122V123H163ZM5 123V124H4ZM24 123V124H23ZM27 123H29V124H27ZM34 123V124H33ZM36 123H37V126H36ZM49 123V124H48ZM56 123V124H55ZM82 123V124H81ZM86 123V124H85ZM87 123H89L88 125H87ZM92 123H94L95 125L94 126H96V127H94V126H92L93 124ZM120 123V124H119ZM128 124V127H126L125 125H127ZM129 123H130V125H132L133 123V125L132 126H129ZM145 123V124H144ZM156 123H157V125H156ZM167 123V124H166ZM41 124V125H40ZM46 124H47V127H46ZM51 124V125H50ZM90 124H92V125H90ZM146 124H147V126H146ZM149 124V125H148ZM164 124V126L165 127H163L162 125ZM169 124V125H168ZM171 124V125H170ZM202 123H200V125H201ZM202 124V125H203ZM211 124V123H210ZM209 124V125H210ZM33 125V126H32ZM86 125V126H85ZM121 125H122V127H121ZM124 125V126H123ZM136 125V126H135ZM139 125V126H138ZM153 125V127H151ZM168 125V126H167ZM201 125V126H202ZM208 125V126H209ZM213 124H211L210 126H212ZM34 126H36L37 127V129H36V127L32 130V128L34 127ZM39 126H44V130H42V127H39ZM49 126V127H48ZM56 126V127H57ZM79 126H80V128H79ZM92 126V127H91ZM158 126L160 127L159 129H160V131H159V129H157L158 128ZM167 126V127H166ZM200 126V127H201ZM209 126V127H210ZM28 127V128H27ZM83 127V128H82ZM89 127H91V128H89ZM94 127V128H93ZM101 127V128H100ZM104 127H106V128H104ZM113 127H114V130H115V128L117 129V131L115 130H112V132L114 133H112L114 136H117V137H114L111 133H108L109 132V130H110V132H111V129H113ZM121 127V128H120ZM123 127H124V129H123ZM134 127V128H133ZM138 128V127H140V128H138V129H136V128ZM162 127L163 128H168L167 130H165L166 132L165 133H162L164 130H162L161 131V129H162ZM13 128V129H12ZM24 128V129H23ZM38 128L40 129V132H42V133H40V132H38L39 130H38ZM46 128V129H45ZM47 128H49V132L47 131ZM86 128H88V129H86ZM101 132H103L104 134H105V137H106V134H107V137L106 138H102V137H104V136H102L101 138H100V136H101V134H103L102 132L101 133H99L98 131H97V129ZM100 128V129H99ZM119 128V129H118ZM141 128H142V130H141ZM147 128H148V130L150 131L149 133L150 134H148L149 136L151 135V137L152 138H155L156 136H154L155 134H157V133H159V132H161L162 134V136L160 135V140H159V135H157L158 136V140L155 138V140H157L156 142L157 143H159V144H156V146L155 145H153V144H155L156 142H155V140L153 141V139L151 138V137H149V138H151V140L153 141V142H155V143H153L152 144V142H151V140L148 138V135L146 134L145 135V132L147 131ZM199 128V127H198ZM210 128H214V127H210ZM4 129V130H3ZM29 129V130H28ZM90 129H92L91 131H90ZM104 129H106V131H104ZM108 129V130H107ZM123 129V130H122ZM126 129V130H125ZM129 129L131 130V129H133V130H131V133H132V131H134L135 132V134H136V137H135V134H131L130 133V131H129ZM136 129V130H135ZM154 129H156V132H154V134L151 132V130H153V131H155ZM180 130V131H176V130ZM200 129V128H199ZM215 129V128H214ZM14 130V131H13ZM21 130H22V132H21ZM31 130V131H30ZM36 132H35V131ZM38 130V131H37ZM51 130V131H50ZM59 130V131H58ZM88 130V132L90 131V132H92V131H97V132H92L93 134H95V137H98L99 136V138H95L94 140H93V138H94V136H93V138H90L91 137V135H93V134H91L90 135V133H88L87 134V132L86 131ZM121 132H120V131ZM127 130L129 131L128 132V137L126 136L127 135ZM137 130H141V131H137ZM173 130H175V131H173ZM49 133V134H51L52 135V138L51 137H49V141L46 139V138H48L47 136H50L47 132ZM83 131H85L84 133H86L88 136H89V138L90 139H92L91 141H89V143H87L88 141L87 140H89L87 137L88 136H86L84 133H83ZM124 131V132H123ZM171 131V132H170ZM173 131V132H172ZM208 131H210L211 132V130H209V129H207V133H208ZM214 131V130H213ZM14 132V133H13ZM38 132V133H37ZM51 132H54L55 134H53V133H51ZM119 132V133H118ZM139 133V135H138V133ZM182 132H183V130H182ZM29 133V134H28ZM37 134V136L35 135V137L33 138V136H34V134ZM40 133V134H39ZM44 133H47V135L46 134H44ZM81 133H83L85 136H86V138H85V136H83V134H81ZM120 134L121 133V135H117V134ZM123 133V134H122ZM130 133V134H129ZM148 133V132H147ZM172 133V135L170 136V134ZM177 135H176V134ZM183 133H185V132H183ZM17 134V135H16ZM46 135V136H44L43 137V135ZM79 134V136H77ZM97 134V135H96ZM100 134V135H99ZM103 134V135H104ZM109 134V135H108ZM160 134V133H159ZM166 134V135H165ZM210 134V133H209ZM212 134V133H211ZM210 134V135H211ZM5 135V136H4ZM32 135V136H31ZM40 135H41V137H40ZM70 137H69V136ZM81 135L84 137H82L81 138ZM139 137H138V136ZM173 135H175V136H173ZM198 135V134H197ZM208 135V134H207ZM215 134H213L212 136H214ZM13 136V138H11ZM56 136V137H55ZM108 136H110L111 138H109ZM122 136H125V137H127V138H120V137ZM141 136V137H140ZM147 136V137H146ZM177 136V137H176ZM181 136V137H182ZM204 136H206V135H204ZM209 136V135H208ZM207 136V137H208ZM5 137H8V138H6L7 140H5ZM43 137V138H42ZM79 137V138H78ZM117 138V140H115L114 138ZM130 137H132V139L130 138ZM143 137V138H142ZM172 137H175V138H172ZM15 138V139H14ZM36 138H38V143L36 142ZM50 138H51V141H50ZM72 138V139H71ZM74 138V139H73ZM108 138H109V140H108ZM113 138V139H112ZM135 138V139H134ZM137 138V139H136ZM146 138H148V140H146ZM179 138V139H178ZM208 138H210V136L208 137ZM207 138V139H208ZM3 139V140H2ZM21 139V140H20ZM34 139H36V140H34ZM41 139V140H40ZM84 139H87V140H84ZM99 139H101V140H99ZM103 139H106L105 141H102ZM122 139V140H121ZM125 139V140H124ZM126 139H130L129 140V142H126V141H128V140H126ZM139 139V140H138ZM142 139V140H141ZM170 139H171V141L172 142H170ZM176 139V141H177V139H178V143H180L181 144V146H178V143L175 141V143L176 144H174V140ZM184 139H185V137H184ZM204 139H205V137H204ZM238 138H234L233 136H226V141H227V143H229L228 145H230L229 146V148H230V152L232 153V154H236L237 153V149L238 148H235V149H233V147H234V145H235V147L237 146V147H239V145L241 144V139L240 140H237ZM9 140V141H8ZM15 140V141H14ZM42 140H43V143H47L45 146L44 145H41V144H43L42 143ZM74 140V141H73ZM83 140V141H82ZM102 141V143L101 142H99V141ZM114 140H115V142H114ZM120 140V141H119ZM133 140H135V141H133ZM166 140H167V142H166ZM203 140V139H202ZM1 141H3V142H1ZM94 141V145L95 146H91V145H93V144H91L90 145V143H92ZM113 143H112V142ZM139 141V142H138ZM146 141H150L151 142V144L150 143H147ZM204 141V140H203ZM7 142H8V144H7ZM11 142V143H10ZM22 142V143H21ZM28 144H27V143ZM84 143V144H82V143ZM95 142H97L98 144H101L102 145V147L101 146H99V145H97ZM104 142L106 143V144H104ZM124 142H126L125 144H124ZM133 142H134V144H133ZM136 142H138L139 143V145H138V143L136 144ZM142 142V143H141ZM184 142V141H183ZM182 142V143H183ZM6 143V144H5ZM35 143H36V146H35ZM87 143V144H86ZM127 143L130 145V147L131 146H133V148H130V147H126L125 145H127ZM161 143H163V144H161ZM194 143V142H193ZM214 143V144H213ZM22 144V145H21ZM23 144H24V146H23ZM32 144H34V145H32ZM50 146H49V145ZM80 144V147L81 146H83L84 148H80L78 145ZM117 144H118V148H117ZM144 144V145H143ZM148 144V145H147ZM172 144V145H171ZM183 144H185V143H183ZM213 144V146H212V148H214V149H212L211 148V145ZM30 145V146H29ZM87 145H89L88 147L90 148H88L87 147ZM111 145V146H110ZM124 145V146H123ZM135 145H136V147H135ZM140 145H141V147H140ZM145 145H147V146H145ZM152 145V146H151ZM188 146H189V144H187ZM187 145H185V146H187ZM211 145H208V143L207 144H205L204 145V143H203V145H202V147H198V150L199 151H201V153H199V156L197 157H193L192 158V154H194V155H197L196 153H195V151H196V149H194L193 151H192V147L190 148V146L188 147L187 146V148H189V150H187V149H185V150H187V152L186 151H183V152H185V153H187L188 155H189V153H188V151H192V154H191V151H190V155L189 156H187V154H183L182 153V149L180 150V153H179V150H178V152L177 153H179L178 155H180V156H182V157H180V156H176V161L178 162V161H180V160H182V161H180L179 163H177L176 161H175V163L177 164V166H176V164L174 165L176 168H175V171H176V173H177V177L179 176V174L181 173V177H178L179 179H183V180H185L186 179V177H187V179H189V175H191V173L190 172H192V175H191V179H194V177H196L195 179H198V176H199V182H198V184H199V189H200V187L202 188L201 190H197V193H199L200 194V192L201 193H203V194H201V195H197V196H191L189 193V195L188 194H186V192H188V190H189V186L190 185H188V187H186V186H183V187H186V189L188 188V190H186L185 191V189H181V193L179 194L178 193V201H179V206H178V212H180V213H174L173 214V217H176L177 218V220H182V222H183V228L182 229H180V231L178 230V232H180L179 234H180V236H179V234H178V236H174V238H172L173 236L171 235L170 236V234H168L169 233V231L168 230H165V229H167V228H165L164 226H163V224H165L164 222H163V224L161 223V224H159V225H155L154 223H153V221H151L150 222V224L152 225V228H151V231L152 230H154V234H155V236H154V238H156L155 240H154V238H153V240L155 241H149L148 239H149V237H150V239L152 238V232H151V235H148V229H147V232H146V230L143 228L142 230L140 229V231H139V233H141L140 234V237H139V239L136 241V243L134 244V245H132V246H128L127 248L126 247H124V248H122V247H119L117 244H116V242L113 240V236L111 235V233H109L108 232V230L107 231H105V235H104V232L102 231V226L101 225H99L98 223H97V217L98 216H101V217H105V218H102V223L105 221V224L104 225H106V223H110L109 221H110V219L109 220H107L108 218V216H111L112 214H116V212H117V210L119 209V205H115V208L112 210V212H109V210L105 207V205H104V201H105V199L103 200V201H101L100 202V204L101 205H99V206H97V207H93L92 208V211H91V209H85L84 207H85V203H81L80 204V201H77V199H80L81 197H77V198H75L76 199V201H74V202H76V204L77 203H79V204H75V206H72V205H74V202L72 201V203L69 205L68 203H66V206H68L66 209H62V211H61V213H62V215H63V218H64V220H63V222H64V224H63V230L65 229V231H63V234H62V236H61V238H62V243H61V246H62V248H63V250L66 252V254H67V257L65 258V260H63V262H64V264H76V262L78 263V264H83L82 262H85V264L86 263H88V264H204V263H206V264H230V261H231V264H236L235 263V261H236V256L234 255V254H236L237 255V257L239 256V258H240V256H241V254H243V259H242V257H241V259L242 260H240L239 258H238V261H236L237 262V264L238 263H240L241 261H246V262H244V264H253L254 262V264H264V256H260L258 259L257 258H255V255H254V246L256 245V240L255 239H257V240H260V241H264V240H262L261 238H262V235H260L259 237H256V238H254V236H253V234L251 233V231H250V229L248 228V226L246 225V223H243V221L240 219V217H239V215H238V212L236 211V207H235V204L231 201V198L229 197V195L227 194V190L225 189V186H224V183H223V180H222V177H221V170H220V164H219V158H218V156H219V152H218V146L216 145V143L215 142H212L211 143ZM216 147H215V146ZM14 146V147H13ZM21 146H23V147H21ZM26 146V147H25ZM27 146H29V149H27L28 147ZM40 147V149L38 150V148L37 147ZM42 146V147H41ZM43 146H44V149H46V147L48 146V149H46V151H44V150H42V151H44V153H42V152H40L41 151V149L43 148ZM97 146H99L103 151H104V154H99V152H96L95 151V148L98 150V151H100V148L99 147H97ZM144 146V147H143ZM151 146V147H150ZM153 146H155V148H156V150H153ZM165 146H167V148L165 147ZM206 146H209V147H206ZM233 146V147H232ZM6 147H7V149H6ZM9 147V148H8ZM31 147V148H30ZM32 147H33V149H32ZM70 147V148H69ZM79 147V149L77 150L78 152V155H79V151H81L80 152V155L79 156H77L76 155V149ZM88 149H87V148ZM113 147V148H112ZM122 147H123V149H122ZM24 148V149H23ZM106 148H108L107 149V151H105L104 149H106ZM112 148V149H111ZM119 148H121V150L119 149ZM129 148V149H128ZM184 148H186V147H184ZM204 148L206 149V151L204 150ZM207 148H209V149H212V150H208ZM1 149H2V151H1ZM9 149V151H7ZM35 149H37L38 150V152H40V153H42V155H41V158H40V155H38L37 157H39L40 158V160L38 159V161H37V163L35 162V163H31L32 161L34 162V159L32 158V160H31V162L29 161H27L28 163H30L31 165H27L26 163V165L27 166H24V164H22L21 163V161H23V162H25L26 160L23 158L24 156H25V154L23 153V151L22 152H20L21 150H28L27 152H25L26 153V159H28L29 158V156H30V154L33 156L34 154V156L33 157H36V153H37V150H35ZM82 149H83V151H82ZM87 149V150H86ZM137 151H136V150ZM7 152H9L8 154L6 153V151ZM16 150V151H15ZM34 150V151H33ZM75 150V151H74ZM88 150H91L90 151V153L89 152H86V151H88ZM92 150H94V151H92ZM101 150V152L103 153V151ZM112 150V151H111ZM118 150V151H117ZM123 150V151H122ZM129 150V151H128ZM131 150V151H130ZM235 150V151H234ZM10 151H11V153H10ZM20 153H19V152ZM30 151V152H29ZM87 153V155L86 154H84L85 152ZM117 151V153H115ZM119 151H121V152H119ZM124 151H126V153L127 154H125V155H122L123 154V152ZM139 151V152H138ZM143 151V152H144ZM150 153H152V151H150V150H148ZM148 151H145L146 152V155H147V153L149 154L148 156H146L145 155V160H146V158L147 159H151L152 160V156L154 155V153L152 154V155H150V153L148 152ZM210 153H209V152ZM216 151V152H215ZM2 152H3V154H2ZM32 152H34V154H32ZM72 152H75V153H73L74 155H76V156H74V155H72ZM93 152H95V153H93ZM108 153V154H106V153ZM112 152V153H111ZM129 152V153H128ZM136 152V153H135ZM138 152V153H137ZM168 152V153H167ZM197 152V151H196ZM207 152V153H206ZM93 153V154H92ZM97 153V154H96ZM142 153V152H141ZM203 153V154H202ZM215 153V154H214ZM7 154V155H6ZM10 154V155H9ZM18 154V155H17ZM38 154V153H37ZM81 154H83V155H86V157L85 156H83V155H81ZM110 154L111 155H113L114 156V154H115V156L113 157V156H110ZM117 154V155H116ZM128 154H129V156H128ZM135 154H136V156L137 157H135ZM210 154V155H209ZM21 155H22V158H23V160L22 159H20L21 158ZM99 155H101V157L105 160V158H106V160L104 161L101 157H99ZM120 155H122V156H120ZM131 155V156H130ZM168 155V156H167ZM192 155V156H191ZM8 158H7V157ZM14 156H15V158H14ZM28 156V157H27ZM32 156H30V158L32 157ZM73 156V157H72ZM82 156H83V159H82ZM90 158H89V157ZM135 158H134V157ZM155 156V155H154ZM191 156V157H190ZM84 157H85V159H87V160H85L84 159ZM101 158V159H99V158ZM125 158V162L122 160L121 162L119 161L118 162V160H121V159H124ZM178 157V158H177ZM181 159H180V158ZM212 157V158H211ZM13 158V159H12ZM142 159H143V157H141ZM169 158H171V157H168L166 160H161L160 162H159V164L161 165L160 167L161 168H159V174L161 173V172H164V170L166 169V168H164L163 166H166L167 165V163L166 162H168V161H170L169 160ZM203 158V159H202ZM7 159V160H6ZM153 159H154V157H153ZM179 159V160H178ZM206 159V160H205ZM8 160H9V162H8ZM13 160V161H12ZM16 160V161H15ZM21 160V161H20ZM84 161V163H83V165L85 166V168H86V170H83V169H85L84 167L82 168V162ZM95 160V161H94ZM144 160V159H143ZM149 161L150 163H151V167L153 166L152 165V161H154V160H152V161ZM160 160V159H159ZM168 160V161H167ZM202 160V161H201ZM35 161H36V159H35ZM76 161H79L80 163V165H82L81 166V168H80V166H78V168L80 169H77L78 171H79V175L81 176V174L82 175H85L86 173H87V175L89 174L90 175V177H88L87 175L85 176L86 178H92V177H94L92 180L94 181L93 183H92V180H90V179H87L86 180V178H84V176H79L78 175V171L75 169V167H77V165H78V163H76ZM82 161V162H81ZM92 161V162H91ZM101 161H103V162H101ZM142 161V160H141ZM166 161V162H165ZM197 161H201V162H197ZM204 161V162H203ZM216 161V163H214ZM11 162V163H10ZM89 162V163H88ZM94 162H96V163H98V164H96V163H94ZM100 162L102 163V166H101V168H98V166L100 167ZM105 162V163H104ZM115 162H117L116 163V165H115ZM128 162V163H127ZM148 162V161H147ZM148 162V163H149ZM158 162V159H157V157H155V161H154V165L156 164ZM182 162L185 164H188V165H193V163H195L196 162V164H197V169H198V171L197 172H194V170H190V168H189V166H187V165H183L182 164ZM9 163L12 165V167H14V165L16 166V167H14V169L12 168V169H10L11 168V165H9ZM15 163V164H14ZM21 165H20V164ZM85 163H86V165H85ZM91 163V164H90ZM114 163V164H113ZM118 163L120 164L119 166H118ZM123 163V164H122ZM135 163V164H136ZM149 163V164H150ZM164 163L166 164V165H164ZM208 163V164H207ZM215 164L214 166H213V164ZM17 164H19V165H17ZM77 164V165H76ZM106 164V165H105ZM126 164V165H125ZM181 164V165H180ZM209 164H211V165H209ZM73 165H75V166H73ZM103 165H105L106 166V168L105 169H103L104 167H103ZM112 165H115V170H114V174H113V169H112ZM180 165V166H179ZM218 167H217V166ZM24 166V167H23ZM73 166V167H72ZM89 166V167H88ZM90 166L92 167V168H94L95 167V169H92L91 170V168H90ZM182 166L183 167H185V168H182ZM210 166H212V167H210ZM216 166V167H215ZM21 167H23L24 169L25 168H27L26 170H24V169H20ZM119 167V168H118ZM120 167H121V169H120ZM123 167V168H122ZM169 167V162H168V166H167V168ZM177 167H179V168H177ZM206 167H208V168H206ZM98 168V169H97ZM111 168V170H110V172H108L109 171V169ZM114 168V167H113ZM118 168V169H117ZM216 168V170H213V169H215ZM16 169V170H15ZM83 171H82V170ZM117 169V170H116ZM177 169V170H176ZM212 169V170H211ZM10 170H15V171H11L10 172ZM23 170V171H22ZM75 171V173H72V172H74ZM94 170V171H93ZM96 170V171H95ZM98 170H101V171H98ZM120 170V171H119ZM123 170H124V172H123ZM168 170V169H167ZM184 170V171H183ZM186 170H188V172L189 173H186L187 171ZM190 170V171H189ZM202 170H203V172H202ZM207 170V171H206ZM82 171V172H81ZM86 171V173H83V172H85ZM87 171H89V173L87 172ZM103 171L105 172V173H103ZM119 173V180L117 179V175H118V173ZM179 173H178V172ZM211 171V172H210ZM214 171V172H213ZM247 171H248V176L253 180V182H254V185H255V187L258 189L257 191L259 192V196H260V198L264 201V179H263V176H258V177H255V176H253L254 174H257V170H255V169H253V171H252V173H250L249 172V169H248V167H247ZM10 172V173H9ZM15 172V174H13ZM26 174H25V173ZM77 172V173H76ZM92 172V173H91ZM107 172H108V174H107ZM199 172H201V173H199ZM217 172H218V174H217ZM8 173V174H7ZM18 175H17V174ZM70 173H72V174H70ZM116 173V174H115ZM122 173H123V175H122ZM185 175H184V174ZM195 173V174H194ZM205 173V174H204ZM212 175H211V174ZM214 173V174H213ZM6 174H7V176H6ZM10 174H12V175H10ZM25 174V175H24ZM97 174H98V176H97ZM102 174H103V176H102ZM121 174V175H120ZM164 174H165V172H164ZM164 174H160V176L161 177H158V179L159 180H164ZM189 174V175H188ZM253 174V175H252ZM15 175V176H14ZM73 175V176H72ZM101 175V176H100ZM112 175L113 176H115L114 178L112 177ZM126 175V174H125ZM203 175V176H202ZM207 175H208V177H207ZM7 178H6V177ZM14 177L12 180H16L17 179V177H18V181L16 180V181H11L10 179L12 178V177ZM22 176H23V178H22ZM72 178H71V177ZM97 176V177H96ZM163 176V177H162ZM9 177H10V179H9ZM22 179H21V178ZM100 177L102 178V179H100ZM121 177V178H120ZM184 177H185V179H184ZM207 177V178H206ZM217 177V178H216ZM5 178L7 179V183H8V186H11L12 185V187H14L15 185L17 186L18 184H20V185H18L17 186V189H16V187L15 188H12V187H7V184L6 183H3V181L5 180ZM109 178H110V180H109ZM112 178V179H111ZM216 178V179H215ZM23 180V181H21L22 183H20L19 182V180ZM85 179V180H84ZM115 179H117L116 181H115ZM209 179V180H208ZM78 180L79 179H77V182H78ZM112 180H114V181H112ZM206 180V181H205ZM186 181H187V183H186ZM186 181H184L186 184H188V183H191L190 182V180H186ZM212 181V184H210V182ZM219 181H220V183H219ZM5 182H6V180H5ZM15 182V183H14ZM18 182V183H17ZM27 184H26V183ZM79 182H82V180H79ZM86 182V183H85ZM87 182H90L89 184L87 183ZM116 182H118L117 184H116ZM11 183V184H10ZM14 185H13V184ZM216 183V184H215ZM3 184V185H2ZM6 184V187L4 186ZM10 184V185H9ZM78 184V186L79 187H81V184L80 183H77ZM111 184V185H110ZM116 184V185H115ZM204 186H203V185ZM209 184V185H208ZM219 184V186H216V185H218ZM27 185V186H26ZM67 185H68V183H67ZM207 185L211 188L210 189V191H209V189H208V192L206 191L207 190ZM212 185H214V186H212ZM119 186V187H118ZM157 186V185H156ZM159 187L160 186H162V184L161 183H159V185H158ZM217 188H216V187ZM97 187H99V189H101L102 191L104 190V189H102L104 186H101V185H97ZM182 187V188H183ZM214 187V188H213ZM219 187V188H218ZM222 189H221V188ZM7 188H11V189H7ZM116 188V189H115ZM205 188H206V190H205ZM212 188H213V190H212ZM224 188V189H223ZM14 190L13 191V194H12V191L11 190ZM26 189V190H25ZM240 189H241V191H242V193H243V195H244V197H245V203H247V201H248V197H247V195H246V192H245V190H244V186H243V183L241 182L240 183ZM105 190H107V191H103V192H107V193H105V194H103L105 197H109V187L108 188H106ZM205 190V191H204ZM221 190V192H219ZM8 191H9V193H8ZM185 191V192H184ZM30 192V191H29ZM184 192V193H183ZM204 192H207L208 194H205ZM214 192V193H213ZM216 192V193H215ZM223 192V193H222ZM225 192V193H224ZM5 193H7V194H5ZM212 193V194H211ZM220 193V194H219ZM28 194V193H27ZM31 194V196H32V193L30 192L29 193V195ZM185 194V195H184ZM205 194V195H204ZM16 195V196H15ZM202 195L203 196H205V197H202ZM213 195H215L214 196V198L212 197ZM217 195L218 196H220V198L219 197H217ZM228 196V197H226V196ZM222 196V197H221ZM116 197H118V198H116ZM11 198V199H12ZM185 198V199H184ZM207 198V199H206ZM226 198H227V201H226ZM1 200V202H2V200H4L3 198H0ZM30 199H31V197H30ZM74 199V198H73ZM88 199H89V201H90V198H88V197H85V202H89L88 201ZM114 199V201H116ZM211 199H213V200H211ZM10 200V201H9ZM210 200V201H209ZM215 200H216V203H214V204H212L213 203V201L215 202ZM7 201V202H6ZM14 202V204L12 203V202ZM116 201V202H117ZM157 201V202H156ZM156 201L155 202H146L145 204H143L142 202H139L140 203V205L138 204V203H131V205H130V202L128 203V207H129V205H130V208L131 207H134V208H138V207H146L147 205H155V206H158L159 205V208H161L162 207V205H163V203H162V201L161 200H157L156 199ZM181 201V202H180ZM206 201V202H205ZM207 201H208V203H207ZM6 202V203H5ZM25 202L27 203V205L29 206V208L28 207H25V206H27L26 204H25ZM4 203H5V205H8L7 207H5L4 206ZM8 203H10V205L12 204V209H11V207H9L10 205L8 204ZM156 203V204H155ZM204 203H206L205 204V206H204ZM18 204V206H16ZM84 204V205H83ZM143 204V205H142ZM181 204V205H180ZM217 204H218V206H217ZM13 205H14V207L16 206V209H17V207H22L23 205H25L24 207L25 208H28V209H25L24 207H22V209L24 208V210H23V212L25 211V210H27L28 211V213L29 214H27V213H25V214H22L23 212H21V214H22V216L21 215H19L18 217L19 218H16L17 216H15L16 214H19V212L18 213H16V210H13V209H15L14 207H13ZM82 206V208H81V206ZM207 205H209V206H207ZM78 206H80V207H78ZM94 206V205H93ZM138 206V207H137ZM217 206V207H216ZM2 207V208H1ZM9 207V209H7ZM77 207V208H76ZM99 207H100V209H99ZM181 207V208H180ZM205 207V208H204ZM214 207V208H213ZM247 207H248V210H250V211H252V208L250 207V205L248 204L247 205ZM17 209V210H22V209ZM63 208H65V206L63 207ZM75 210H74V209ZM81 208V209H80ZM124 208L126 209V205L124 206ZM129 208V209H130ZM233 208V209H232ZM11 209V210H10ZM76 209L78 210V211H76ZM85 209V211H84V213L86 212L87 214H86V216H87V218L86 217H84V219H83V216H85V214L83 213V210ZM95 211H94V210ZM216 209V210H215ZM12 211V213H9V212H6V211ZM68 210V211H67ZM26 211V212H27ZM63 211H65V212H63ZM66 211H67V213H66ZM76 212V214L75 213H72V212ZM88 211L90 212L89 214H88ZM99 211V212H98ZM13 212H15V214L13 213ZM69 212H71L70 213V215H68V213ZM95 212H97V214L95 213ZM204 212V213H203ZM7 213V215H9L8 217H12V218H8L6 215H3V214H6ZM79 213V214H78ZM94 215H92V214ZM143 213H145V212H142L141 214H143ZM254 213V212H253ZM11 214L13 215V216H11ZM72 214V215H71ZM74 214H75V216L76 215H78V216H76V217H81V218H77L76 219V217H73L74 216ZM84 214V215H83ZM95 214L97 215V217L95 216ZM110 214V215H109ZM226 214H228V215H226ZM230 214V215H229ZM67 215V216H66ZM80 215V216H79ZM88 215H89V217H88ZM91 215V216H90ZM226 215V216H225ZM235 215V216H234ZM15 216V217H14ZM71 216L73 217V219L71 218ZM217 216V217H216ZM220 216V217H219ZM222 216V217H221ZM1 217V216H0ZM1 217V218H2ZM67 217V218H66ZM68 217H70L71 218V220H70V218H68ZM178 217H180L179 219H178ZM259 217L261 218V216L259 215ZM6 218H8V220H6ZM14 218H15V222L16 221H18V223L16 222H14L13 223V221H14ZM88 218H90V220H87ZM93 218V219H92ZM215 218V219H214ZM225 218V219H224ZM9 219H12V222H10L11 220H9ZM68 219V220H67ZM75 219V220H74ZM78 219H81V220H78ZM86 219V220H85ZM92 219V220H91ZM95 219H96V221H95ZM175 218H173V220H174ZM218 219V220H217ZM69 220H70V223H69ZM80 222V224L81 225H85L84 226V228L85 229H90L89 231L87 230L86 232L87 233H89V235H87L86 233H84L85 231H81V230H83L82 229V227L83 226H81V225H79V222ZM93 220H94V222H93ZM176 220V219H175ZM215 220V221H214ZM6 221H9V223H10V225H9V223L8 222H6ZM71 221H73V222H71ZM75 221H77V224L78 225H75L76 223H75ZM90 223H89V222ZM262 221L264 222V220L262 219ZM158 222H159V220H158ZM157 222V223H158ZM219 222H220V224H219ZM6 223L8 224V225H6ZM13 223V224H12ZM67 223H68V227H67ZM73 223V224H72ZM82 223H84V224H82ZM232 223V224H231ZM17 225V227L15 226V225ZM86 224H87V226H86ZM91 224V225H90ZM96 224V225H95ZM240 224V225H239ZM242 224H244V225H242ZM13 225V228L11 227ZM72 225V226H71ZM89 225V226H88ZM210 225H211V227H210ZM220 225V227L218 228V226ZM233 225H235V227L233 226ZM237 225V226H236ZM76 226H77V228H76ZM216 226V227H215ZM246 226V227H245ZM4 227H3V230H7V229H4ZM72 227V228H71ZM74 227V228H73ZM79 227V228H78ZM88 227V228H87ZM90 227V228H89ZM91 227H93L92 229H91ZM223 227V228H222ZM2 228V227H1ZM0 228V229H1ZM11 228V229H10ZM215 228H217V229H215ZM76 229H78V234H77V230ZM99 229V230H98ZM158 229V230H157ZM219 229H220V231H219ZM244 229V230H243ZM2 230V229H1ZM0 230V231H1ZM15 230V231H14ZM69 230V232H67ZM74 230H76V232H74ZM97 230L98 231H100V232H97ZM81 231V232H80ZM184 231V232H183ZM211 231V232H210ZM247 231V232H246ZM64 232H66V233H64ZM72 232H74L73 234L74 235H76V237L78 236L79 238H77L78 240H79V243H78V240L76 239V237L75 236H72L73 234H71ZM83 232V234H81ZM90 232H91V235H90ZM108 232V233H107ZM150 232V231H149ZM163 232V233H162ZM164 232H166V233H164ZM210 232V233H209ZM2 233H4V234H2ZM95 234V235H93V234ZM99 233H101V235L98 234ZM218 233V234H217ZM242 233V234H241ZM2 234V235H1ZM18 234V236L19 237H16V235ZM71 234V235H70ZM84 234H86V235H84ZM166 234H167V236H166ZM235 234V235H234ZM237 234V235H236ZM247 234V235H246ZM63 235H65V236H63ZM82 235V236H81ZM98 235V236H97ZM148 235L149 237H147L146 238V236ZM164 235H165V237H164ZM182 235V236H181ZM244 235H246L245 237H244ZM7 236V235H6ZM6 236H5V238H6ZM9 236H7V238H6V240L8 239L9 241L11 240V241H13V239H11V238H9ZM23 236V237H22ZM69 236H70V239H69ZM81 236V237H80ZM83 236H86V237H83ZM87 236H89L90 238L88 239L87 238ZM92 236H94L93 238H91ZM107 236V237H106ZM170 236V237H169ZM215 236H216V238H215ZM221 236V237H220ZM17 239H16V238ZM64 237V238H63ZM68 237V238H67ZM143 237V239H141ZM145 237V238H144ZM180 239H179V238ZM248 237V238H247ZM75 238V239H74ZM83 238H85V240H83ZM165 238V239H164ZM169 238V239H168ZM175 238L176 239H178L179 241H177L176 240V242H177V244H176V242H174L175 241ZM190 238H191V240H190ZM219 238V239H218ZM249 238H250V240H249ZM68 239V240H67ZM74 239V240H73ZM81 239V240H80ZM88 239V240H87ZM97 241L96 242V244H95V240ZM99 239V240H98ZM106 239V240H105ZM144 239H146V240H144ZM182 239V240H181ZM226 239V240H225ZM249 241H248V240ZM5 240V239H4ZM1 241V242H3V243H1L0 242V245L1 244H6L7 243V241H6V243H5V241ZM19 240V241H18ZM25 240V239H24ZM73 240V241H72ZM144 240V241H143ZM148 240V241H147ZM183 240H186V243L189 241V243L186 245L184 242H183ZM193 240V241H192ZM231 243V244H229V242ZM252 240V241H251ZM255 242H254V241ZM8 241V242H9ZM10 241V242H11ZM82 241V242H81ZM84 241H85V243H84ZM87 241V242H86ZM224 241H226V243L224 242ZM240 241V242H239ZM250 241H251V243H250ZM23 242V243H22ZM67 242H69V243H67ZM77 243V246H75V244ZM90 242V243H89ZM138 242H139V244H138ZM147 242V243H149V242H151V243H153V244H151V246H149L148 244H145V243ZM156 242H157V245H156ZM172 242V243H171ZM12 243V242H11ZM10 243V244H11ZM81 243H82V245H83V243H84V245H86V247H89V249L88 248H84L85 246L83 245H81ZM93 243V244H92ZM97 243H100V244H97ZM101 243H103V244H101ZM106 243V244H105ZM182 243V244H181ZM193 243V244H192ZM225 243V244H224ZM74 244V245H73ZM136 244H137V246H136ZM141 244V245H140ZM147 245V247L145 246V245ZM178 244H180L179 246H177ZM184 244V245H183ZM214 244V245H213ZM234 244H236V245H234ZM252 244H254V245H252ZM65 245V246H64ZM73 245V246H72ZM82 246L81 248H80V246ZM92 245V246H91ZM101 245V246H100ZM109 245V246H108ZM139 245V246H138ZM154 245V246H153ZM159 245V246H158ZM167 245H169V246H167ZM191 245V246H190ZM193 245V246H192ZM236 246V247H232V246ZM4 246L6 247L7 245H2V248H1V246H0V249H2V251H0V257H1V259L3 260H1L2 261V264H10L11 263V261H13L14 259H15V257H16V254L18 253L17 251H16V249H15V251H16V254H14L15 252H14V250L12 249V248H10V251H12L13 250V254H12V252H8L7 250V247H9V244H8V246L6 247V250H5V248H4ZM95 246V247H94ZM97 246V247H96ZM99 246V247H98ZM107 246V247H106ZM112 246V247H111ZM146 248H145V247ZM188 246V247H187ZM195 246V247H194ZM238 246V247H237ZM72 247V248H71ZM73 247H77V249L75 248V250H74V248ZM94 247V248H93ZM111 247V248H110ZM150 247V248H149ZM156 247H158V248H156ZM177 249V247L179 248V250L177 249V250H173V249H175V248ZM181 247L183 248V249H181ZM189 248L190 247V249L189 250H187V249H185V248ZM216 247H217V249H216ZM219 247V248H218ZM231 249H230V248ZM243 248V250H242V248ZM66 248V249H65ZM90 248H92L91 250L92 251H90ZM166 248V249H165ZM197 248V251L195 250ZM211 248H213V249H211ZM237 248V249H236ZM240 248H241V250L242 251H240ZM244 248H245V250H244ZM88 249V250H87ZM99 249V250H98ZM101 249V250H100ZM110 249V250H109ZM140 249V250H139ZM142 249V250H141ZM149 251H148V250ZM153 249V250H152ZM156 249H158V251H156ZM170 249H172V250H170ZM192 249V250H191ZM216 249V250H215ZM228 249H230V250H228ZM77 250V251H76ZM79 250V251H78ZM81 250H82V252H81ZM145 250V251H144ZM166 250V252H164ZM195 250V251H194ZM215 250V251H214ZM89 251V252H88ZM99 253H98V252ZM121 251H122V253H121ZM172 251H174L173 253H175V254H173V253H171ZM187 251V252H186ZM188 251H190V252H188ZM226 251H228L227 253H226ZM229 251H230V253H229ZM233 251V252H232ZM238 251V252H237ZM240 251V252H239ZM244 251V252H243ZM68 252V253H67ZM87 253L88 252V254H86L85 255V253ZM150 252V253H149ZM154 252H156V253H154ZM157 252H158V256H157ZM178 252H181V253H178ZM185 252V253H184ZM236 252V253H235ZM241 252H243V253H241ZM248 252V253H247ZM71 253V254H70ZM80 253L82 254V255H80ZM83 253H84V257H83ZM90 253V254H89ZM93 253V254H92ZM118 253V254H117ZM149 253V254H148ZM162 253V254H161ZM226 253V254H225ZM239 253H241L240 255H239ZM247 253V254H246ZM73 254H75V255H73ZM110 254V255H109ZM155 254V255H154ZM166 254V256L167 257H165L164 255ZM181 255V257L179 256V255ZM250 254H251V256H250ZM12 255H14V256H12ZM77 255H78V258H77ZM82 256L81 258H80V256ZM117 255V256H116ZM140 255H142V256H144L143 258H142V260H141V257L142 256H140ZM147 255V256H146ZM160 255V256H159ZM213 255V256H212ZM224 255H225V257L227 256L228 258H226L225 259V257H224ZM231 257H230V256ZM10 256H11V258H10ZM89 256V257H88ZM121 256V257H120ZM140 256V257H139ZM164 256V257H163ZM203 256V257H202ZM222 256V258H219V257H221ZM245 256H246V258H245ZM74 257V258H73ZM86 257V258H85ZM97 257H99V258H97ZM138 257V258H137ZM158 257V258H157ZM189 257V258H188ZM223 257H224V260H223ZM251 257V258H250ZM14 258V259H13ZM78 260H77V259ZM82 259L81 261H80V259ZM88 258V259H87ZM91 258V259H90ZM121 258H123V259H121ZM144 258H145V260H144ZM149 258V259H148ZM154 260H153V259ZM200 258H201V260H200ZM31 259V258H30ZM30 259H28V258H25V259H23L19 264H32V259L30 260ZM69 259V260H68ZM71 259V260H70ZM89 259H90V261H89ZM94 259V260H93ZM127 259V260H126ZM136 259H137V261H136ZM220 259V261H217V260H219ZM235 259V260H234ZM246 259V260H245ZM142 261V262H140L139 263V261ZM200 262H199V261ZM233 260H234V263H232L233 262ZM248 260V261H247ZM73 261H74V263H73ZM79 261L81 262V263H79ZM98 261V262H97ZM100 261V262H99ZM203 261V262H202ZM204 261H207V262H204ZM228 261V262H227ZM240 261V262H239ZM251 263H250V262ZM10 262V263H9ZM90 262V263H89ZM94 262H96V263H94ZM111 262V263H110ZM117 262V263H116ZM136 262V263H135ZM145 262V263H144ZM154 262V263H153ZM199 262V263H198ZM1 263V262H0ZM240 264H242V263H240Z\"/></svg>", "mask_w": 264, "mask_h": 264}, {"label": "bare ground", "instance_id": "bare-ground-1", "mask_svg": "<svg viewBox=\"0 0 264 264\" xmlns=\"http://www.w3.org/2000/svg\"><path fill=\"white\" fill-rule=\"evenodd\" d=\"M19 1H21V0H19ZM22 1H24V0H22ZM22 1L20 2V3H22ZM30 1H32V0H30ZM36 2H37V0H35ZM35 1L33 0L32 2H34L35 3ZM41 1V0H40ZM46 1V8L45 7H42L41 8V6H39L38 8L36 7V5L38 6V4H33L34 6H32L33 8L35 7V9L37 8V10L38 9H40L39 11H37L36 12V10L34 11V9H32V7L31 6H29V5H32V2L31 3H29V7H27V9L29 8L30 9V7H31V9H32V11L34 12V14L36 13V15H37V17H40V16H38V14L39 15H41L42 14V10H43V8H45L46 9V12H47V15L50 17V18H53L57 23H58V25L60 26L59 28H62L61 29V34H62V36H63V40H70L71 39V41H72V43L75 45L72 49H71V55H66V53L65 52H63V55H64V57L66 56L67 57V59H68V68L66 69V70H64L63 69V65H62V69H63V71H64V73L62 74L63 76H64V79L65 80H63L62 82H60V83H58V84H56L55 85V83H49V87H48V89H49V91L51 92V93H56V92H59L60 94H62V95H64L65 96V94L67 95V97H68V95L70 94V93H72V92H74V94L79 98V100H80V103H78L77 102V107H78V105H80L81 106V104H83L84 105V103H85V101H86V99H88L87 97H86V95H85V84H87V83H89L90 81H91V79L90 78H93L91 75H92V68H93V62H92V60H91V63L87 60V49L85 48H81L82 47V44H80V42H82L83 40V36L85 35L84 33H83V31L80 29V26L81 25H86L87 24V21L88 20H91V17L90 16H88V20H86V18H87V16L85 15L84 16V12H85V10H87L86 9V7L87 8H89L88 7V3H89V0H79L81 3H79V4H75V5H80V7L79 8H77V10H75L74 9V7H73V4L76 2V0L74 1V0H45ZM104 1V0H103ZM107 1H109V0H107ZM119 1V0H118ZM117 1V2H118ZM134 1V0H133ZM210 1V0H209ZM209 1H207L206 3H208ZM250 1V0H249ZM248 0L247 1H242V2H244L245 4H247L248 2H249ZM252 2H254L255 0H251ZM249 2V5L247 6V5H245L244 3H242V5H245L244 7H246L247 6V8L245 9V12L249 9H251V4H252V7H253V3L252 2ZM6 2V1H5ZM4 1H3V3H5ZM16 2H17V0H16ZM25 2V1H24ZM26 2H27V0H26ZM94 2V1H93ZM111 2V1H110ZM109 2V3H110ZM120 2V1H119ZM127 2H128V0H127ZM140 2V1H139ZM184 2H187V0L185 1L184 0ZM191 2V1H190ZM189 2V5H191V3H193L194 1H192L191 3ZM203 2H205V1H203ZM202 2V3H203ZM214 2H219V1H214ZM221 2L222 3H224L223 2V0H221ZM230 1H228V4H230L229 3ZM231 2H233L232 0H231ZM247 2V3H246ZM258 2V1H257ZM261 2H262V0H261ZM261 2H258V3H261ZM2 3V4H3ZM8 3V2H7ZM38 3V2H37ZM96 3V2H95ZM146 3V2H145ZM220 3V2H219ZM255 3H256V1H255ZM44 5V2H42L40 5ZM90 4V3H89ZM92 4V3H91ZM112 4V3H111ZM167 4V3H166ZM173 4H174V2H173ZM172 4V5H173ZM188 4V3H187ZM196 3H193V5L194 6H196L195 5ZM199 4V3H198ZM205 4V3H204ZM217 4V3H216ZM232 4V3H231ZM230 4V5H231ZM16 5V4H15ZM23 5V4H22ZM22 5H20L21 7H22ZM42 5V6H43ZM104 6H105V1H104V4H103ZM107 5V4H106ZM133 5V4H132ZM163 5V4H162ZM168 5H170V4H167V7H169ZM209 5V4H208ZM220 5V4H219ZM227 5V4H226ZM225 5V6H226ZM233 5V4H232ZM236 5V4H235ZM255 5V4H254ZM17 6V5H16ZM90 6V5H89ZM135 6V5H134ZM173 6H175V5H173ZM173 6L171 7V9L173 8ZM192 6V5H191ZM190 6V7H191ZM194 6L193 7H191V9L192 8H194ZM199 7H200V5H198ZM205 6H206V4H205ZM205 6H204V8H205ZM225 6L223 5V9L225 8ZM234 6V5H233ZM18 7V6H17ZM16 7V8H17ZM20 7V8H21ZM23 7H26L25 6V3H24V6ZM106 7V6H105ZM108 7H109V4H108ZM128 7V6H127ZM201 7H203V6H201ZM201 7H200V10H201ZM210 7V6H209ZM209 7H207V9L209 8ZM244 7H242V8H244ZM264 8V6H263V4L261 5V9H263ZM104 8V7H103ZM146 8H148V7H146ZM158 8H160V7H158ZM196 8V7H195ZM194 8V9H195ZM211 8H213V6H211ZM214 8H216L217 9V7H214ZM2 9V7H0V10ZM24 9V11H25V8H23ZM31 9L29 10L30 12H25V14L26 13H28L29 14V16H30V13H31ZM151 9H153L152 7H151ZM166 9V8H165ZM193 9V10H194ZM197 9H199V8H197ZM220 8H218L217 10H219ZM237 10H238V8H236ZM235 9V10H236ZM255 9H256V12H259L257 9H260V5L258 4V7H257V5L255 6V7H253V10L255 11ZM3 10V9H2ZM1 10V11H2ZM16 10H18V8L16 9ZM21 10H22V8H21ZM106 10V9H105ZM133 10H134V8H133ZM141 10V9H140ZM154 10H156V9H154ZM166 10H169L168 8L166 9ZM192 10V11H193ZM215 9H213L212 11H214ZM221 10H222V8H221ZM225 10V9H224ZM228 10L229 9H227V12L226 13H228ZM232 10V9H231ZM234 10V9H233ZM75 11H77L78 13H76ZM136 11V10H135ZM171 11H174L173 9L171 10ZM179 10H177V12H178ZM183 14H185L184 16L182 15V20L184 19L183 17H185V16H187L186 15V13H188V12H183L182 10H180ZM216 11V10H215ZM214 11V12H215ZM262 11V10H261ZM3 12L4 13H6V11H4L3 10ZM19 12H21V11H19ZM19 12H18V14H19ZM23 12V11H22ZM21 12V13H22ZM33 12H32V14H33ZM106 12V11H105ZM104 12V14H106ZM127 12V11H126ZM175 13H176V9H175V11H174ZM180 12V13H181ZM195 12V11H194ZM199 12V11H198ZM221 12V11H220ZM224 12V11H223ZM229 12H231V11H229ZM237 12H240V11H237ZM236 12V13H237ZM13 12H11V14H12ZM86 13V12H85ZM130 13H131V11H130ZM179 13V14H180ZM181 13V14H182ZM196 13V12H195ZM200 13V12H199ZM198 13V14H199ZM225 13V14H226ZM241 13V12H240ZM242 13L244 14V12L242 11ZM9 14V13H8ZM24 14V15H25ZM31 14V15H32ZM33 14V15H34ZM74 14H75V16L76 15H78V17H79V23H77L76 22V19L74 18ZM103 14V16H106L107 18H104L105 20H107L108 19V14L107 15H104ZM116 14V13H115ZM127 14V13H126ZM169 14V13H168ZM167 14V15H168ZM174 14V13H173ZM179 14H177V15H179ZM181 14L179 15L180 17H181ZM190 14V13H189ZM192 14V13H191ZM201 14V13H200ZM203 14L204 13H202V16H203ZM230 14H232V13H230ZM239 14V13H238ZM243 14H240V16L242 17L243 16ZM261 14H262V12H261ZM13 15V14H12ZM27 15V14H26ZM135 15H137V14H135ZM159 15H160V13H159ZM170 16L172 15V14H169ZM196 15V14H195ZM195 15H193V16H191V15H189V16H191V17H193V19H194V17L196 18V17H198V16H195ZM207 15V14H206ZM255 15V14H254ZM20 16V15H19ZM22 16H23V13H22ZM20 17V18H23V17H25V16H23V17ZM45 16V15H44ZM43 16V17H44ZM131 16H133V15H131ZM170 16H168V17H170ZM176 15L174 14V16L172 17V19L174 20V17H175ZM209 16V15H208ZM208 16H205V17H208ZM220 16V15H219ZM222 16H223V14H222ZM237 16H239V15H237ZM237 16H235V17H237ZM248 16V18L247 19H250L251 17H250V14H248L247 15ZM253 16V15H252ZM256 16V15H255ZM261 16V15H260ZM263 16V15H262ZM261 16V17H262ZM36 17V18H37ZM84 17H86L85 18V21H84ZM109 17H110V14H109ZM137 17V16H136ZM210 17V16H209ZM241 17H240V19H241ZM244 17H246V14L244 15ZM250 17V18H249ZM254 17V16H253ZM257 17V16H256ZM256 17H254V18H252V19H254L255 20V18ZM264 17V16H263ZM12 18V17H11ZM14 18V17H13ZM30 18H33V16H31ZM30 18H28L27 17V19H30ZM163 18V17H162ZM178 18V17H177ZM187 18H188V16H187ZM202 18V17H201ZM204 18V17H203ZM211 18V17H210ZM217 19H218V17H216ZM258 18H260V17H258ZM257 18V19H258ZM34 19H35V15H34ZM40 19V18H39ZM39 19H37L38 21H39ZM45 19V18H44ZM103 19V18H102ZM103 19V20H104ZM171 19V18H170ZM170 19H168L169 21H170ZM171 19V20H172ZM180 19V18H179ZM179 19H177V20H179ZM206 19V18H205ZM205 19H203V20H205ZM219 19H220V17H219ZM229 19V18H228ZM231 19V18H230ZM262 19V18H261ZM26 20V19H25ZM25 20H23V21H25ZM110 19H108V21H109ZM143 20V19H142ZM176 20V21H177ZM185 21H186V18L184 19ZM187 20H189V18L187 19ZM209 20H211V19H209ZM234 20V19H233ZM232 20V21H233ZM237 20H238V17H237ZM9 21H11L10 19H9ZM16 21V20H15ZM14 21V22H15ZM28 22H31V23H35V22H33V21H29V20H27ZM47 21V20H46ZM45 21V22H46ZM49 21H51L50 19H49ZM158 21V20H157ZM180 21V24H179V22L177 23V24H179V26L176 24V22H174L175 23V25H177V26H175L174 28H177L178 29V27H180V26H182V25H184L183 23V21H181V20H179ZM193 21V20H192ZM191 21V22H192ZM206 21H208V19H206L205 20V22ZM212 21V20H211ZM226 21H227V18L225 19V23H226ZM245 21V19L243 18V20L241 21V23L242 22H244ZM252 21V20H251ZM258 21V20H257ZM2 22V21H1ZM13 22V23H14ZM21 22V21H20ZM26 22V21H25ZM102 22H104L105 24H106V22L105 21H102ZM110 22V21H109ZM109 22H108V24H109ZM129 22V21H128ZM138 22H140V21H138ZM171 22V21H170ZM169 22V24L171 25V23H173V22H171L170 23ZM188 21H186L185 23H187ZM194 23H195V20L193 21ZM210 22V21H209ZM209 22H207V23H209ZM212 22H214V18H213V21ZM216 22V21H215ZM222 23V21L220 20V21H218V23ZM249 22V21H248ZM4 23V22H3ZM2 23V24H3ZM12 23V25H15V24H13ZM16 23V22H15ZM30 23V24H31ZM42 23V22H41ZM47 23V22H46ZM103 23V24H104ZM166 23V22H165ZM168 23V22H167ZM181 23H182V25H181ZM223 23H224V21H223ZM222 23V24H223ZM224 23V24H225ZM233 23V22H232ZM238 23H239V21H238ZM241 23H239V24H241ZM251 25H252V31H253V29L255 30V28H253V26H254V24L255 23H257L256 22V20H255V22H253V24H252V22H249ZM248 23V25H250ZM0 25L1 27L3 26V25ZM6 24H7V22H6ZM6 24H4V26L6 25ZM10 24V26H12L11 25V23H9ZM9 24H7V26L9 25ZM24 24H26V23H24ZM32 24V25H33ZM51 24H52V22H51ZM99 24V23H98ZM103 24H101V25H103ZM107 24V25H108ZM169 24H168V29L167 30H169ZM216 26V28H218V24H217V22L216 23H214ZM239 24H238V28H239ZM246 24V23H245ZM23 25V24H22ZM106 25V26H107ZM112 25V24H111ZM135 25V24H134ZM142 25V24H141ZM157 25H159V24H157ZM160 25H161V23H160ZM163 25H165V27L167 26V24H164L163 23ZM187 25V24H186ZM199 25V24H198ZM201 25V24H200ZM210 25H212V23L210 24ZM209 25V26H210ZM226 25V24H225ZM224 25V26H225ZM232 25V24H231ZM230 25V26H231ZM235 25V24H234ZM233 25V26H234ZM250 25V26H251ZM3 26V27H4ZM21 26V25H20ZM27 26H29V25H27ZM35 26V25H34ZM37 26V25H36ZM35 26V27H36ZM44 26V25H43ZM43 26H41V28L43 27ZM82 26V27H83ZM108 26H110V25H108ZM171 26H173V25H171ZM222 28H223V26L222 25H220ZM220 26H219V30L218 29H216V28H213L214 29V33H217V32H215V30H217V31H220ZM236 26V25H235ZM235 26L233 27L234 28V30H235ZM241 27H242V24L240 25ZM247 26V25H246ZM246 26H244L243 25V27H246ZM0 27V28H1ZM9 27V26H8ZM15 27V26H14ZM26 27V26H25ZM25 27H24V29H25ZM31 27V26H30ZM33 27V26H32ZM45 27H47V25L45 24ZM50 27H51V25H50ZM52 27H53V25H52ZM103 27V29H106L107 30V28H105V25H103L102 26ZM102 27H101V29H102ZM137 27V26H136ZM163 27V26H162ZM165 27H163V29H165ZM195 27H196V23H195ZM213 27H214V25H213ZM226 27V26H225ZM242 27V28H243ZM12 28H13V26H12ZM54 28V27H53ZM110 28V27H109ZM121 28V27H120ZM184 28V26H182V27H180L179 29H181V30H184L183 29ZM197 28V27H196ZM257 28V27H256ZM7 29V28H6ZM27 29H29V28H27ZM31 29V28H30ZM37 29V28H36ZM35 29V30H36ZM45 29V28H44ZM100 29V30H101ZM102 29V30H103ZM112 29V28H111ZM110 29V30H111ZM128 29V28H127ZM137 29H138V27H137ZM173 30V28H170V30ZM190 29H191V27H190ZM210 29L211 28H209V30L208 31H210ZM248 29V28H247ZM32 30V29H31ZM31 30H29L28 32L30 33V31ZM33 30H34V28H33ZM34 30V31H35ZM40 30V34H42V31H41V29H38V31ZM48 30L50 31L51 30V28H49V26H48V29H47V32H48ZM55 30V29H54ZM54 30H52L53 32H55ZM99 31V32H102V33H100L99 34V32H98V34L99 35H101L102 34V36L104 35L103 34V32H105V30H103V31ZM110 30H109V33H110ZM124 30H125V28H124ZM166 30V29H165ZM180 30V31H181ZM187 30V32H184V31H186ZM191 30H193V29H191ZM239 30H240V33H241V31L243 30V29H241V28H239ZM245 30H246V28H245ZM257 30V29H256ZM259 30V29H258ZM257 30V31H258ZM260 30H263V29H260ZM12 31V30H11ZM21 31H23L22 29H21ZM25 31H27V30H25ZM52 31H50L51 33H53ZM57 31V30H56ZM85 31V30H84ZM108 31V30H107ZM107 31H106V33H107ZM113 31V30H112ZM131 31H134V30H131ZM156 31H157V29H156ZM161 31H163V30H161ZM174 31H176V29H174ZM180 31H179V33H180ZM183 32V35H187L188 33H189V36H190V32H192V31H190V32H188L189 30L187 29V27H186V29L184 30ZM205 31V30H204ZM238 31V29H237V26H236V32ZM250 31V30H249ZM248 31V32H249ZM36 32V31H35ZM44 32V36H42V37H45V31H43ZM115 32V31H114ZM167 31H165V33H166ZM173 32V31H172ZM194 32V31H193ZM206 32V31H205ZM212 32V31H211ZM220 32H222V31H220ZM219 32V33H220ZM234 32V31H233ZM243 32V31H242ZM11 33V32H10ZM18 33V32H17ZM29 33L27 34L26 32H25V34H27V35H29ZM50 33V35H53V36H50L49 35V33L46 35V40H47V36L49 35L50 37H55L56 38V36H54V34H51ZM130 33H132V32H130ZM163 33V32H162ZM168 33V32H167ZM175 33V32H174ZM178 32L176 31V34H177ZM182 33V32H181ZM185 33H187V34H185ZM225 33V32H224ZM239 32H238V35L240 34ZM256 33V32H255ZM3 31H2V28H1V31H0V35H2L3 36ZM20 34V33H19ZM35 34V33H34ZM136 34V33H135ZM139 34V33H138ZM175 34V35H176ZM235 34V33H234ZM249 34H250V32H249ZM254 34V33H253ZM6 35V34H5ZM10 35V34H9ZM13 35V34H12ZM23 35V34H22ZM55 35H58V33L57 34H55ZM108 35V34H107ZM106 35V36H107ZM110 35H111V33H110ZM114 35V34H113ZM141 34H139V36H140ZM165 35V34H164ZM172 35V34H171ZM174 35V34H173ZM195 35V34H194ZM205 35V34H204ZM210 35V34H209ZM217 35H218V33H217ZM217 35H212V36H214V38H216L217 37ZM236 35V34H235ZM248 34L246 33V36H247ZM251 35V34H250ZM24 36V35H23ZM48 36V37H49ZM96 36H98V35H96ZM105 36V35H104ZM138 36V35H137ZM148 36V35H147ZM192 36V35H191ZM208 36V34H206V37ZM211 36V35H210ZM211 36V37H212ZM216 36V37H215ZM245 35H243V37H244ZM11 37H13V36H11ZM24 37H28V36H24ZM36 37H37V35H36ZM100 37V36H99ZM99 37H97V38H99ZM117 36H115V38H116ZM142 37V36H141ZM153 37V36H152ZM183 37V36H182ZM194 37V36H193ZM197 37V36H196ZM209 37V36H208ZM4 38H5V36H4ZM17 38V37H16ZM20 38V37H19ZM21 38H22V36H21ZM52 39L51 41L53 42V43H51V41H49V44L51 45H53L54 43V45L56 46V42L55 41H53V40H56V39ZM58 38V40H59V36L57 37ZM101 38H103V37H101ZM105 38V37H104ZM107 38H109V36H107ZM128 38V37H127ZM134 38H136V37H134ZM145 38V37H144ZM203 38V37H202ZM213 38V37H212ZM213 38V39H214ZM230 38V37H229ZM233 38V37H232ZM14 38H12V40H13ZM26 39L27 38H25V41H26ZM29 39V38H28ZM28 39H27V41H28ZM31 39V38H30ZM33 39V38H32ZM38 39V38H37ZM49 39V38H48ZM51 39V38H50ZM113 39V38H112ZM118 39V38H117ZM116 39V40H117ZM141 39V38H140ZM187 39V38H186ZM193 39V38H192ZM191 39V40H192ZM204 39H205V37H204ZM219 39V37L217 38V40ZM222 39V38H221ZM242 39V38H241ZM9 40H11V39H9ZM16 40H18V38L16 39ZM35 40V39H34ZM39 40V39H38ZM45 40V39H44ZM87 40V39H86ZM96 40V39H95ZM99 40H101V39H99ZM99 40H97L98 42H100ZM104 41H105V39H103ZM103 40H101L102 42H103ZM107 40V39H106ZM155 40V39H154ZM182 40V39H181ZM189 40H190V38H189ZM209 40H210V37H209ZM216 40V39H215ZM214 40V41H215ZM226 39H224V41H225ZM237 40V39H236ZM5 41L7 42V40H4V44H5ZM20 41V40H19ZM30 41V40H29ZM37 41V40H36ZM57 41V40H56ZM60 41V40H59ZM94 41V40H93ZM108 41H109V39H108ZM115 41V40H114ZM118 42L120 41V40H117ZM151 41V40H150ZM184 41V40H183ZM201 41H203V40H201ZM205 41H206V39H205ZM220 41V40H219ZM223 41V40H222ZM254 41V42H253ZM252 42H248V44H246V46H244L243 48L244 49H246L245 51H244V54H241V55H244V56H241L240 55V53L238 54H236V52L235 51H237L236 49H232L230 52H228V53H225V54H223V56H220V57H217V54L214 56V52H211V51H209L210 52V54L209 55H206L205 53L207 52V51H204L203 49H200V51H202V52H205V53H203L202 55H206L207 57H210V55H211V57H213L212 59V64L209 66V67H202L203 69H205L206 68V70H205V73H204V75L202 76V78H201V80L199 81V84L201 85V87L199 88L200 89V91H204V89H209L211 86L210 85H212L211 83H212V80H213V78H215V76H213V75H217L218 74V72L217 73H215V71H219V70H221V68L222 67H224L225 66V64L226 65H228V63H229V65L228 66H233V68L231 69V70H235V68L237 69V64H244V65H242V67L240 68V65L238 66L241 70L243 69V66L244 67H246L245 65H247V64H245L246 62H248L249 60L251 61V63H250V61L248 62L249 64H250V67H248L244 72H242L238 77H234V79H233V76L234 75H230L231 77H229V79H227V82H226V80H225V82H224V84H223V86L224 87H222V89H219L218 90V86H217V83H216V85H214L213 84V89L215 88V89H217V91L216 90H214V93H213V95H211V93L213 92L212 90H210V95H209V97H214L215 98V100H213L212 99V101H213V103L214 104H216L219 108V110H218V113H213L211 116H212V118H210V115L209 114H211V113H209V112H207V114H206V112H205V115H207V117H206V119L208 120V116H209V118L211 119V124H213L212 126H210L209 124H208V122H207V120H206V122H207V124L206 125H204L205 124V121H203V122H201L202 121V119L205 117V115L204 114H202V112H204L206 109H208L207 107H208V104H206L209 100L208 99H204V100H202V98H204V96L203 97H201L202 95H201V93H199V91H198V93L197 94H200V96L198 95V97H197V94H196V98H195V100H198V98H201L200 100H202V101H206V103L204 102V104H202V101H200V100H198V101H200V107H201V105H203V108L201 109V108H199L198 107V109L195 107V106H197V105H195V103H196V101L195 102H193L194 103V105H193V107H195L194 109H192V111H190L192 114H190V113H188L189 112V110H187L188 112V116H185V117H187L186 119H185V117H184V120L182 119L181 121H182V123H181V125L180 124H178L179 125V128L178 129H180L181 130V126L183 125V122H184V124L185 125H183V128H182V130H183V132H185V133H183L182 132V130H181V133L180 134H185V135H181V136H179L181 139L183 138V140H180L179 142L183 145V148L181 147V148H179V149H177L176 148V143H175V141H176V139L173 141L174 142V144H176V145H174V147H170V148H172V151L170 150V149H167V150H169V153L170 154H172L171 156L169 155H167L168 157H171V158H169V160L170 161H168L169 162V167L167 168V166H168V162H166L167 163V165L164 163V165H166V166H163L164 168H166L165 170H164V172H165V174H164V172H161L162 174H164V180H159L158 179V177H161L160 176V174H159V168H161L160 166V164H159V162L161 161V160H166L165 159V152L166 151H164L165 149L164 148H157V150H156V148H155V146H156V144H159V143H157L159 140H160V135L162 134V133H165L166 131L165 130H167L166 128H163V127H165L164 126V124L162 125L163 127H162V129H161V131L162 130H164L162 133L161 132H159V133H157V134H155L154 136H156L157 138H158V136L157 135H159V140L157 141V140H155V138H152L151 137V135L149 136L148 134H150L149 132V130H148V128H147V131L145 132V135L147 134L148 135V138L149 137H151L152 139H153V141L155 140V142H153L152 140H151V138H149L150 140H151V142H152V144L153 143H155V144H153V145H155V146H153L154 148H153V150H156V151H152L151 150V148H149V146L148 147H146V148H148V150H150V151H152V153H150L148 150H145V151H148L149 153H150V155H152L153 153H154V155L151 157L152 158V160H154L155 161V157H157V159H158V162L154 165L153 163H154V161H152L151 159V161L153 162L152 163V167L150 166L151 165V163L149 162L150 160L149 159H147L146 158V160H145V155H146V152L144 151V150H142L139 154H137V156H139L140 154H143L144 156H139V159L138 158H136L137 159V161L139 162V160H140V163H131L132 161H130V164H127L128 166H127V169L125 170V172H124V170H123V172L126 174H124V178L123 179H121V181H119L120 182V186H121V188H120V190L118 191V196H119V198L121 199V202L119 203L115 198H111V197H113L114 195H112V192L114 191L113 190V186L111 185V186H109V182L110 181H107V179H108V176H106V177H104L103 178V181L102 182H100L101 180H97V183L96 182H94L92 179L94 178V177H92V178H86L85 176L87 175V173H86V171L85 172H83V173H86L85 175H82L81 174V176H84V178H86V180L87 179H90V180H92V183L94 182L95 183V185L93 186V187H91V186H88V185H86V184H83V178L79 175L80 173H79V171L77 170V169H79L78 168V166H80V168H81V166L83 165V163H84V161L81 163L82 165H80L79 163V161H76V163H78V165H77V167H75V169L78 171V175L82 178V179H80V178H78L77 177V174H73L72 176H73V181H69V182H67V176L69 175V172H68V164L70 163V161H69V151H68V145H69V143H68V139H67V134H69V133H71V132H73L74 131V121H73V119L70 117V116H66V121H65V123H64V127H63V130H62V132L60 133V135L58 136V137H56V139L53 141V144H52V146L50 147V150L49 151H47V152H49V153H47L48 155L46 156V157H44V158H42V160L41 161H39L38 163H37V161H38V159L40 160V158H41V155H42V153H44V151H46V149H48V146L46 147V149H44V146L47 144V143H43V140H42V143L43 144H41V145H44L43 146V148L41 149V151L40 152H42V153H40V152H38V150L40 149V147L38 146L37 148H38V150L37 149H35V150H37V153H36V157H33L35 154H34V152H32V154H34L33 156L30 154V156H32L31 158H30V156H29V158L28 159H26V153L25 152H27L26 150L24 151V150H21L20 152H22L23 151V153L25 154V156L23 157L26 161L25 162H23V161H21V163L22 164H24V166H29V165H31L30 163H28L29 161L31 162V160H32V158L34 159H36V161H35V159H34V162L32 161L31 163H37L35 166H30V167H27L28 168V173L26 174L25 172V174L27 175V176H24V178H26L27 177V179H28V189H27V191L28 192H26V194H24L25 192H24V188H25V184H23L21 181H23V180H21L22 178H23V176H22V178L19 180V182L20 183H22L21 184V186L20 187H18V189H17V186L18 185H20V184H18L17 186L15 185L14 187H12V185L11 186H8V181H7V177L9 176H7V174H6V178H5V180H6V182H5V180L3 181V183H6L7 184V187H12V188H15L16 187V189H17V191H14L13 189L11 190L12 191V194H13V191H14V193L16 192V194L18 195V197L19 198H17L19 201H22V202H20V203H18V204H20V205H22V203H23V196H27V199H26V201L28 200V205L30 204V208H29V206L27 205V203L25 202V204L27 205V206H25V205H23L22 207H28L29 208V212H31L30 214L28 213V211L27 210H25L24 212H23V210H24V208L22 209V207L20 208V207H17V209H22V210H17L16 209V206H18V204L14 207V205L18 202V201H16V198L15 197H11V198H9L8 197V194L7 193H5V194H7L6 196H7V201H8V199H10V200H12V201H14L13 199H15V201H16V203L14 204V202H12L14 205H13V207L15 208V209H13V210H16V213H18L19 212V214H16L15 216H17L16 218H19L20 216L19 215H21L22 216V214H25V213H27V214H29V215H26V216H23L22 218L20 217V219H19V228H20V231L19 230H17L18 231V234H19V232L20 233H22L21 235H23L24 236V238L22 239H20V238H18L19 240H23V241H25V243L23 244V245H21L20 246V248L18 249V251H17V248L19 247L18 245L20 244V242H17V241H15V239L13 238L15 235H14V232H13V236L11 235V236H9L8 234H4V233H2V234H4V236L2 235V237H4L1 241H3L4 239L6 240V238H7V236H9V238H11V239H13V241H9L8 239L6 240L7 241V243H6V241H5V243L6 244H1L0 246H1V248H2V245H7L8 246V244H9V247H7V251L9 252L10 251V248H12L13 249V247H11L12 246V244L14 245V246H16V243L14 244V242H17L18 244H17V246L18 247H16V248H14L13 250H14V254H16V251L18 252L17 254H16V257H15V259L13 260V261H11V263L10 264H19L23 259H25V258H31L32 259V264H64V262H63V260H65V258L67 257V254H66V252L63 250V248H62V246H61V243H62V238H61V236H62V234H63V231H65V229L63 230V224H64V222H63V220H64V218H63V215H62V213H61V211H62V209H66L68 206H66V203H68L69 205L72 203V201L74 202V201H76V199L75 198H77V197H81L80 199H77V201H80V204L81 203H85V209L87 208L88 210L89 209H91V211H92V208L93 207H97V206H99V205H101L100 204V202L101 201H103L104 199H105V201H104V205H105V207L109 210V212H112V210L115 208V205H119L120 207H119V209L117 210V212H116V214L114 213V214H112L111 216H108L107 218V220H109L110 219V223H106V225H104L105 224V221L102 223V218H105V217H101V216H98L97 217V212H95L96 214H95V216L97 217V223L99 224V225H101L102 227V231L104 232V235H105V231H107L108 230V232L109 233H111V235L113 236V240L116 242V244L119 246V247H122V248H124V247H128V246H132V245H134L135 243H136V241L139 239V237H140V234L141 233H139V231H140V229L142 230L143 228L146 230V232H147V229L150 231H148L147 233H148V235H151V232L153 233L154 232V230H152L151 231V228H152V225L150 224V222L151 221H153V223L155 224V225H159V224H163V222L165 223V224H163V226L165 227V228H167V229H165V230H168L169 231V233L168 234H170V236L172 235H176L177 233L179 234L181 231H180V229H182L183 228V222H182V220H177V218L176 217H173V214L174 213H177L179 210H178V206H179V201L177 200L178 199V193L180 194L181 193V189H185V191L186 190H188V188L186 189V187H188V185H190L189 187V190H188V192H186V194H190L191 196H197L199 193H197V190H201L202 188L200 187V189H199V184H198V182H199V176H198V179H195L196 177H194V179H191L190 177H191V175H192V172H190L191 173V175H189L190 177H189V179H187V177H186V179H185V177H184V179L185 180H183L182 178L181 179H179L178 177H181V173L179 174V176L177 177V173H176V171H175V161H176V156H180V155H178L179 153H180V150L182 151V153L183 154H187V153H185V152H183V151H186L187 152V150H189V148H187V144H189V146H190V148L192 147V151L194 150V149H196V151H195V153L197 154V155H194V154H192V151H191V154L193 155H191L192 156V158L194 157H198L199 156V153H201V151H199L198 150V147H202V145H203V143H204V145L205 144H207L208 143V145H211V143L212 142H215L216 143V145L218 146V152H219V156H218V158H219V164H220V170H221V177H222V180H223V183H224V186H225V189L227 190V194L229 195V197L231 198V201L235 204V209H236V211L238 212V215H239V217H240V219L243 221V223H246V225L248 226V228L250 229V231H251V233L253 234V236H254V238H256V237H259L260 235H262V240H264V222L262 221V219L264 220V201L260 198V196H259V192L257 191L258 189L255 187V185H254V182H253V180L248 176L249 174H248V171H247V167H248V169H249V172L250 173H252V171H253V169H255V170H257V174H252L253 176H255V177H258V176H263V179H264V59L262 60L261 59V55L262 56H264V54H259V48H261V47H263V49H264V36L263 35H259L258 37H257V39L256 40H253ZM14 42V41H13ZM32 42H33V40H32ZM87 42H88V40H87ZM122 42V41H121ZM177 42V41H176ZM180 42V41H179ZM185 42V41H184ZM208 42V41H207ZM216 42V44H217V41H215ZM234 42V41H233ZM11 43V42H10ZM18 43V42H17ZM23 43H24V41H23ZM42 43V42H41ZM46 43H48V40H47V42ZM45 43V44H46ZM94 43H95V41H94ZM113 43V42H112ZM115 43V42H114ZM124 43V42H123ZM181 43H183V42H181ZM186 43H188V42H186ZM191 43V42H190ZM193 43V42H192ZM195 43H197V42H195ZM199 43V42H198ZM203 42H201V44H202ZM219 43V42H218ZM223 43H225V45H227L226 44V42H223ZM257 43H263L262 45H261V47H258V45H257ZM4 44H2L3 45V47H4ZM7 44H9V43H7ZM14 44V43H13ZM18 44H20L21 46L23 45V44H21V41H20V43H18ZM27 44V43H26ZM31 44V43H30ZM37 44V42L35 43V45ZM49 44H47V45H45V46H49V48L51 49V48H53V47H51ZM86 44V43H85ZM87 44H89V42L87 43ZM145 44V43H144ZM164 44H166V43H164ZM172 44V43H171ZM185 44V43H184ZM206 44V43H205ZM208 44H209V42H208ZM229 44V43H228ZM231 44V43H230ZM16 45V44H15ZM25 45V44H24ZM23 45V46H24ZM34 45V43L32 44V46ZM42 45V44H41ZM100 45V44H99ZM101 45H102V43H101ZM100 45V46H101ZM104 45V44H103ZM106 45V44H105ZM109 45V44H108ZM107 45V46H108ZM111 46L113 45V44H110ZM109 45V46H110ZM122 45H124V44H122ZM121 45V46H122ZM127 45V44H126ZM125 45V46H126ZM156 45V44H155ZM180 45H182V44H179V46ZM190 45V44H189ZM213 46H214V44H212ZM219 45V44H218ZM222 46V47H227V46ZM0 46H1V44H0ZM14 46V45H13ZM26 46V45H25ZM29 46V45H28ZM37 46V45H36ZM45 46H43V47H45ZM108 46V48H110ZM158 46V44L156 45V47ZM159 46H160V44H159ZM165 46H169L168 44H166ZM178 46V45H177ZM187 48H188V44H186L185 45ZM185 46H184V48H185ZM192 46V45H191ZM198 46H203V45H198ZM206 46V45H205ZM207 46H209V45H207ZM10 47V46H9ZM27 47V46H26ZM46 47V48H47ZM84 47H85V45H84ZM88 47V46H87ZM106 47V46H105ZM104 47V48H105ZM118 47V46H117ZM124 47V46H123ZM122 47V48H123ZM155 47V46H154ZM160 47H164V45H162V46H160ZM193 47H194V45H193ZM196 47V46H195ZM204 47V46H203ZM210 47V46H209ZM216 47H218V46H216ZM258 47V48H257ZM5 48V47H4ZM14 48V47H13ZM39 48H41V46L39 47ZM55 48L56 47H54V49L53 50H55ZM90 48H91V46H90ZM107 48V47H106ZM166 48V47H165ZM179 48V47H178ZM178 48H176V49H178ZM181 48V47H180ZM197 48V47H196ZM200 48H202V47H200ZM211 48H212V46H211ZM220 48V47H219ZM27 49V48H26ZM32 49V48H31ZM30 49V50H31ZM57 49V48H56ZM99 49V48H98ZM102 48L100 47V51L102 52V50H101ZM111 49H112V47H111ZM125 49V48H124ZM123 49V50H124ZM127 49V48H126ZM138 49V48H137ZM154 49V48H153ZM160 49V52H161V48H158V50ZM186 49V48H185ZM199 49V48H198ZM208 49V48H207ZM210 49V48H209ZM216 49V48H215ZM262 49V50H263ZM1 50H3V49H1ZM13 50H15V49H13ZM12 50V51H13ZM28 50V49H27ZM46 50V49H45ZM49 49H47V51H48ZM66 50H67V48H66ZM109 50V49H108ZM122 50V49H121ZM167 50H169L168 48H167ZM171 50V49H170ZM169 50V51H170ZM220 50V49H219ZM223 50V49H222ZM6 51V50H5ZM84 51H86V52H84ZM135 51V50H134ZM166 51V50H165ZM177 51V50H176ZM176 51H173V52H176ZM184 51V50H183ZM183 51L181 52V54H183ZM194 51H195V48H194ZM198 51V50H197ZM212 51H214L213 49H212ZM259 51V52H258ZM1 52V51H0ZM3 52V51H2ZM50 52H52V51H50ZM105 52H106V50H105ZM110 52H111V50H110ZM112 52H113V50H112ZM121 52V51H120ZM123 52H126V50L125 51H123ZM129 51H127L126 53H128ZM132 52V51H131ZM130 52V53H131ZM140 52V51H139ZM147 52V51H146ZM171 52H172V50H171ZM185 52V51H184ZM189 52V51H188ZM202 52H200V53H202ZM217 52V51H216ZM255 52V53H254ZM263 51H261V53H262ZM10 53V52H9ZM27 53H28V51H27ZM42 53V52H41ZM54 53V52H53ZM53 53H51V54H53ZM119 53V52H118ZM126 53H125V55H126ZM148 53V52H147ZM167 53H168V51H167ZM186 53V52H185ZM191 53V52H190ZM192 53H193V51H192ZM214 53V54H213ZM219 53V52H218ZM259 55H257V54ZM11 54H13V53H11ZM44 54V53H43ZM49 54V53H48ZM107 54V53H106ZM121 54H122V52H121ZM120 54V55H121ZM159 55V58H157V59H160L161 58V56H160V53H158ZM162 54V53H161ZM165 55H166V52L164 53ZM170 54V56H171V54L173 55L174 53H169ZM176 54H179V56L181 55L180 53H175L174 54V56L176 55ZM208 54V53H207ZM1 55V54H0ZM10 55V54H9ZM15 55V54H14ZM100 55H101V53H100ZM112 55V54H111ZM115 55V54H114ZM118 55V54H117ZM117 55L115 56V57H117ZM123 56H124V54H122ZM133 55H134V53H133ZM157 55V54H156ZM188 55V54H187ZM193 55V54H192ZM197 54L195 53V55L194 56H196ZM204 55V56H205ZM236 55V56H235ZM258 56V58H257V56ZM4 56H6V54L4 55ZM12 56V55H11ZM10 56V57H11ZM18 55H16L15 57H17ZM50 56V55H49ZM109 56H110V54H109ZM108 56V57H109ZM128 58H129V54L128 55H126ZM125 56V57H126ZM142 56V55H141ZM158 56H156V57H158ZM167 56V55H166ZM169 56V55H168ZM169 56V57H170ZM177 56V55H176ZM178 56V57H179ZM185 56V55H184ZM200 56V55H199ZM7 57H9V56H7ZM14 57V56H13ZM43 57H45V56H43ZM48 57V56H47ZM47 57L45 58L46 60H47ZM89 57V56H88ZM110 57H112V56H110ZM121 56H119V58H120ZM126 57V58H127ZM172 57V56H171ZM177 57V58H178ZM181 57H183V55L181 56ZM201 58L203 57V56H200ZM53 58V57H52ZM101 58H103L104 59V57L101 55ZM113 58V57H112ZM118 58V59H119ZM135 57H133V59H134ZM149 58H150V56H149ZM162 58H164V56L162 57ZM161 58V59H162ZM180 58V57H179ZM206 58V57H205ZM255 58V59H254ZM256 58L258 59V60H256ZM5 59H8V58H5ZM16 60H17V58H15ZM20 59V58H19ZM103 59H102V61H103ZM111 59V58H110ZM123 59H124V57H123ZM130 60H131V57L129 58ZM129 59H128V61H129ZM156 59V58H155ZM168 59V58H167ZM166 59V60H167ZM181 59V58H180ZM183 59V58H182ZM197 59H198V57H197ZM207 60H208V58H206ZM205 59V60H206ZM211 59V58H210ZM254 59V60H253ZM9 61H10V59H8ZM46 60H44V62H46ZM106 60V59H105ZM116 60V59H115ZM115 60H114V63H116L115 62ZM120 60V59H119ZM122 60V59H121ZM120 60V61H121ZM125 60H127V59H125ZM153 61L154 63L156 62L155 60H154V58L152 59H147V61ZM163 60V59H162ZM171 60H172V58H171ZM185 60V59H184ZM190 60V59H189ZM204 60V61H205ZM5 61V60H4ZM13 61V60H12ZM21 61V60H20ZM49 62H50V60H48ZM100 61V60H99ZM101 61V62H102ZM138 61V60H137ZM148 61V62H149ZM164 61V60H163ZM177 61H179L178 59H177ZM198 61V60H197ZM203 61V60H202ZM202 61H200V65L201 64H203V62ZM252 61H253V63H252ZM23 62V61H22ZM22 62H20L21 64H22ZM108 62V61H107ZM126 62V61H125ZM131 63L132 62H134V61H130ZM139 62V61H138ZM145 62V61H144ZM165 62V61H164ZM193 62V61H192ZM194 62H196V60L194 61ZM202 62V63H201ZM4 63V62H3ZM6 63H8L7 61H6ZM6 63H5V65H6ZM15 63H16V61H15ZM14 63V64H15ZM24 63V62H23ZM27 63V62H26ZM47 63L48 62H46V65H47ZM118 63V62H117ZM120 63V62H119ZM118 63V64H119ZM153 63V64H154ZM176 62H174V70H176L175 69V64ZM187 63V62H186ZM186 63H185V65H186ZM189 63V62H188ZM187 63V65H189ZM191 63V62H190ZM237 63V64H236ZM31 64V63H30ZM34 64V63H33ZM45 64V63H44ZM51 64V63H50ZM78 64H79V66H78ZM110 64V63H109ZM118 64H116V65H118ZM121 64H122V62H121ZM120 64V65H121ZM124 64V63H123ZM148 65L150 64L151 65V62L150 63H147ZM155 64H157V63H155ZM171 64V65H172ZM193 64V63H192ZM196 64H198V63H196ZM195 64V65H196ZM205 64V63H204ZM203 64V65H204ZM233 64V65H232ZM251 64H253V65H251ZM4 65V66H5ZM20 65V64H19ZM46 65H44V66H46ZM103 65H104V63H103ZM105 65H106V63H105ZM133 65H135V64H133ZM132 65V66H133ZM173 65H172V67H173ZM179 65V64H178ZM187 65H186V67H187ZM198 66L200 69H202L201 68V66ZM0 66H2V65H0ZM4 66H2L3 67V70H4ZM7 67H9V65H6ZM13 66V65H12ZM26 66V65H25ZM101 66V65H100ZM129 66H130V64H129ZM129 66H127V69H129L128 67ZM141 66V65H140ZM166 66H167V64H166ZM170 66V64L168 65V67ZM248 66V65H247ZM2 67L0 68V69H2ZM19 67V66H18ZM104 67V69H105V71H106V68H105V66H103ZM123 67V66H122ZM150 67H152V65L150 66ZM153 67H155V69H157L158 67H156V66H153ZM152 67V68H153ZM167 67V68H168ZM171 67V66H170ZM169 67V68H170ZM188 67H190V65L188 66ZM20 68V67H19ZM19 68H17V69H19ZM30 68V67H29ZM32 68V67H31ZM30 68V69H31ZM35 68V67H34ZM102 68V67H101ZM111 68H112V66H111ZM118 68V67H117ZM117 68L115 69V70H117ZM124 68V67H123ZM123 68H121L122 69V71H124L125 72V70H123ZM125 68H126V66H125ZM124 68V69H125ZM133 68V67H132ZM135 68H136V66H135ZM162 68H164L163 66H162ZM185 68V67H184ZM193 68H195V67H193ZM192 68V69H193ZM199 68H197V69H199ZM229 68H231V67H229ZM238 68V69H239ZM21 69V68H20ZM41 69H43V67L41 68ZM40 69V70H41ZM53 68H51L50 70H52ZM103 69V70H104ZM108 69H110V67L108 68ZM120 69V68H119ZM134 69V68H133ZM160 68H158V73L160 72V70H159ZM164 69H166V67L164 68ZM163 69V70H164ZM179 69V68H178ZM196 69V68H195ZM226 69V68H225ZM224 69V70H225ZM15 69H13V71H14ZM21 70H23V69H21ZM48 70V69H47ZM46 70V71H47ZM102 70V71H103ZM110 70H113V69H110ZM115 70H113V72L115 71ZM131 70V69H130ZM129 70V71H130ZM145 71L147 70V69H144ZM142 71L143 73H141V74H145V75H149L150 73H147V72H145V71ZM247 70H248V73L245 75V73L247 72ZM1 71V73L3 72L2 70H0ZM12 71V72H13ZM34 71L36 72V70L34 69ZM41 71H44V70H41ZM101 71V72H102ZM129 71L127 72V73H129ZM133 70H131L130 72H132ZM135 71H136V69H135ZM155 71V70H154ZM154 71H152V72H154ZM177 71V70H176ZM175 71V72H176ZM179 71V70H178ZM187 71L189 72V74H190V71L187 69ZM200 71V70H199ZM240 71V70H239ZM238 71V72H239ZM19 72H20V70H19ZM51 72H53V71H51ZM50 72V73H51ZM104 72V71H103ZM111 72L112 71H110V75L107 73V71H106V73L108 74H106L107 76H111L112 74H111ZM116 72V71H115ZM114 72V73H115ZM123 72V73H124ZM137 72V71H136ZM145 72V73H144ZM166 73H164L163 71H162V74L160 75V77H158L157 75H158V73H157V75H156V77L160 80V78H161V76H163V74H164V77H162L163 79H161L160 80V82H162L161 83V85H163V82L164 81H168L169 79L171 80V81H168L167 83H168V86H170V85H172V83L171 82H173V83H175L176 82V80H177V78L179 77V78H181V75H183L182 73H181V69H180V73H181V75L179 74L178 75V77L176 78V76H174L173 74L171 75L170 73H168V70H166L165 71ZM171 72V71H170ZM185 72V71H184ZM193 72H194V70H192V77H193ZM224 72V73H223ZM223 72H221V73H223V74H225L226 72L225 71H223ZM234 72H236V71H234ZM237 72V73H238ZM0 73V74H1ZM38 73H40L41 74V72H38ZM114 73H113V75H114ZM117 73V72H116ZM121 73V76H123L122 74V72H120ZM120 73H118V74H116V76H118V75H120ZM126 72L124 73V75L125 74H127ZM138 73V72H137ZM161 73V72H160ZM168 73V74H167ZM174 73V72H173ZM177 73V72H176ZM187 73V72H186ZM195 73V72H194ZM199 73V72H198ZM198 73H196V74H198ZM200 73H201V71H200ZM221 73L219 74V75H221ZM236 73V74H237ZM5 74V73H4ZM21 74V73H20ZM23 74H25V73H23ZM36 74V73H35ZM39 74V75H40ZM43 74V73H42ZM46 74V73H45ZM48 74H49V72H48ZM104 74V75H105ZM133 74V73H132ZM134 74H135V72H134ZM140 74V73H139ZM140 74V75H141ZM171 76H170V75ZM195 74V75H196ZM231 74V73H230ZM15 75V74H14ZM17 75V74H16ZM16 75H15V77H16ZM22 75V74H21ZM38 75V74H37ZM53 75V74H52ZM52 75H49V78L50 77H52ZM101 75H102V73H101ZM101 75H99L100 77H102ZM137 75V74H136ZM139 75V76H140ZM145 75H141V76H143V77H141L142 79L141 80H143V78H144V76ZM151 75V74H150ZM145 76V78H152L151 79V81L155 78L154 77V75H151V76H153V77H151V76ZM168 75H169V78H168ZM175 75H177V74H175ZM199 75V74H198ZM226 75H227V73H226ZM245 75V76H244ZM3 76V73H2V75H1V77ZM18 76V75H17ZM36 76V75H35ZM43 76V75H42ZM127 76V75H126ZM126 76L124 77V78H126ZM174 76V77H173ZM184 76V75H183ZM186 76L187 75H185V78H186ZM189 76V75H188ZM14 77V76H13ZM43 77H45V75L43 76ZM48 77V76H47ZM106 77V76H105ZM112 77V76H111ZM110 77V78H111ZM128 77H130V74L128 75ZM135 77V76H134ZM138 77V76H137ZM174 78V79H171V78ZM194 77H196V76H194ZM193 77V78H194ZM216 77H218V76H216ZM226 77V76H225ZM11 78H12V76H11ZM36 78V77H35ZM46 78V77H45ZM107 78V77H106ZM109 78V77H108ZM114 78H116V77H114ZM112 79L111 78V80H113V82L115 81V79ZM138 78H140V77H138ZM149 78L146 80V82L148 83V81H150L149 80ZM165 78V79H164ZM167 78V79H166ZM220 78L223 80L224 78L223 77H221L220 76ZM8 79H9V77H8ZM15 79V78H14ZM39 79V78H38ZM40 79H42V78H40ZM62 79H63V77H62ZM90 79V80H89ZM98 79V78H97ZM101 79H103V77L101 78ZM122 78H120L119 76H118V81L116 80V82H119L118 84H120L122 81ZM129 79V78H128ZM128 79H123V81L125 80H128ZM130 79H133V75H132V77H130ZM194 79H196V78H194ZM193 79V81L195 82V80ZM233 79V81H231ZM3 80H4V77H3ZM12 80H13V78H12ZM11 80V81H12ZM18 80V79H17ZM25 81H26V79H24ZM37 80V79H36ZM44 80V79H43ZM89 80V81H88ZM103 80H105V79H103ZM107 80V79H106ZM106 80H105V82L104 83H106ZM111 80H109L108 81V83L110 84L111 83ZM136 80H137V78H136ZM141 80H139L138 79V81H141ZM164 80V81H163ZM173 80H175V81H173ZM182 80H183V77H182ZM186 80H187V78H186ZM216 80V79H215ZM215 80H213V81H215ZM218 80V79H217ZM8 81V80H7ZM11 81H8L7 83H9V82H11ZM50 81V80H49ZM48 81V82H49ZM96 81H98V80H96ZM124 81V82H125ZM128 81H130V80H128ZM144 81V80H143ZM158 81V80H157ZM189 81H190V77H189ZM27 82V81H26ZM25 82V83H26ZM36 82V81H35ZM39 82H41V81H39ZM100 82V81H99ZM123 82V83H124ZM156 82V81H155ZM159 82V83H160ZM178 82H180V79H179V81ZM184 82H185V80H184ZM183 81H182V84L184 83ZM188 81H186L185 83H187ZM218 82V81H217ZM36 83H38V82H36ZM35 83V85L38 87V85ZM96 83V82H95ZM103 83V82H102ZM123 83L122 84H120V85H122V86H120V87H122V89H123ZM143 83V82H142ZM150 83H154V82H150ZM181 83V82H180ZM20 84V83H19ZM23 84V83H22ZM97 84H99V83H96V85ZM114 84V83H113ZM112 84V85H113ZM118 84H114L115 86H117ZM170 84V85H169ZM182 84H180V86L182 85ZM192 84V83H191ZM195 84V83H194ZM8 85V84H7ZM78 85V86H77ZM114 85H113V88H112V86L110 87V85H109V87L111 88V90H115V88L116 87H114ZM133 85V84H132ZM140 85H141V83H139V85L137 86L138 88V90H140ZM147 85H149V84H147ZM153 85V84H152ZM157 85H158V87L160 86L159 84H157L156 83V87H157ZM165 85H166V83H165ZM165 85H164V87H165ZM174 85V84H173ZM179 85V84H178ZM177 85V87L179 88V89H181L182 90V92L184 91V89L183 88H181L183 85H185V84H183L181 87L180 86H178ZM190 85V84H189ZM189 85H185V90H186V92L190 89L189 87H191L192 88V86H189ZM193 85V84H192ZM39 86H40V84H39ZM104 86V85H103ZM119 86V85H118ZM117 86V87H118ZM144 86L146 87V85L144 84ZM150 86H151V84H150ZM174 86H176V85H174ZM173 86V87H174ZM208 86V87H207ZM210 86V87H209ZM219 86L221 87V85L219 84ZM3 87V86H2ZM85 87V88H84ZM90 87V86H89ZM105 87V86H104ZM107 87V86H106ZM109 87L106 89V88H104V89H106V91H108V89H109ZM130 87V86H129ZM142 87H143V85H142ZM142 87H141V89H142ZM176 87V89H177V92H178V88ZM186 87L188 88V89H186ZM5 88H6V86H5ZM8 88V87H7ZM47 88V87H46ZM96 88V87H95ZM97 88H100V86H98ZM133 88H136L135 87V85H134V87H132V90H134ZM154 88V87H153ZM166 88H168V87H166ZM171 88V87H170ZM170 88H169V90H170ZM201 88H202V90H201ZM1 89V88H0ZM40 89H41V87H40ZM101 89V88H100ZM103 89V90H104ZM130 89V88H129ZM162 89V88H161ZM163 89H165V88H163ZM91 90V89H90ZM103 90H99L98 91V89H97V91L100 93V94H98V95H101V92L103 91ZM116 90H118V89H116ZM126 90V89H125ZM131 90V91H132ZM147 89L145 88V91H146ZM155 90V89H154ZM158 90V89H157ZM174 90H175V88H174ZM181 90H180V92H181ZM192 90V89H191ZM1 91V90H0ZM4 91V90H3ZM6 91H7V89H6ZM88 91V90H87ZM120 91H121V88H120ZM119 91V92H120ZM148 91V90H147ZM151 92L153 91L152 90V88H151V90H150ZM208 91V90H207ZM216 91V92H215ZM89 92V91H88ZM94 92V91H93ZM110 92V91H109ZM109 92H108V94H109ZM114 92V91H113ZM112 92V93H113ZM130 92V91H129ZM128 92V93H129ZM134 92H136L135 90H134ZM138 92H141V94H142V97L144 96V94H143V90L141 91H137V93ZM150 92V93H151ZM164 92V91H163ZM176 92V93H177ZM186 92H185V96H183L184 98V101H185V98H187L188 96L186 95ZM206 92V91H205ZM1 93V92H0ZM16 93V92H15ZM49 93V92H48ZM103 93V92H102ZM111 93V94H112ZM115 93V92H114ZM117 93H118V91H117ZM121 93V94H120ZM119 93V95H121V98L123 99V98H125V96H122V93H123V90H122V92H120ZM146 93H149V91L148 92H146ZM154 93V92H153ZM153 93H151V94H153ZM171 93V92H170ZM169 93V94H170ZM173 93V92H172ZM187 93H189V91L187 92ZM216 93V94H215ZM88 94V93H87ZM105 94V93H104ZM135 94V93H134ZM180 94H182V93H180ZM179 94V95H180ZM206 95H207V93H205ZM1 95V94H0ZM113 95H115V94H113ZM117 95V94H116ZM115 95V96H116ZM125 95H127V94H125ZM133 95V94H132ZM132 95H130L131 97H132ZM137 95H139V94H136V95H134V97H136ZM154 95H156V93L154 94ZM158 95V94H157ZM163 95V94H162ZM166 95V94H165ZM172 95V94H171ZM179 95H177L178 97H179ZM183 95H184V93H183ZM189 95V94H188ZM205 95V96H206ZM11 96V95H10ZM51 96H53V94H51ZM92 96H94V95H92ZM112 96V95H111ZM149 96H152V95H149ZM160 96V95H159ZM174 96V95H173ZM187 96V97H186ZM6 97H7V95H6ZM16 97V96H15ZM18 97V96H17ZM24 97V96H23ZM112 97H114V96H112ZM127 97H129V96H127ZM126 97V98H127ZM138 97H140V96H138ZM148 97V96H147ZM147 97H145V98H147ZM155 97V96H154ZM153 97V98H154ZM161 97V96H160ZM166 98H167V95L165 96ZM165 97H164V95H163V101H165ZM169 97V96H168ZM178 97H175L176 98V100L178 99ZM7 98H9V96L7 97ZM53 98V97H52ZM55 99H56V97H54ZM58 98V97H57ZM94 98V97H93ZM92 98V100H94ZM101 98L103 99V97L101 96ZM114 98H116V97H114ZM117 98H118V96H117ZM120 98V97H119ZM124 99V100H122V101H125V100H127V99ZM157 98V97H156ZM156 98H154L155 100H156ZM207 98V97H206ZM41 98H39V100H40ZM100 98H97L96 100L98 101ZM106 99V98H105ZM108 99L109 98H107L106 100H107V102L109 103V105H107V106H112V111H114V113L111 111V110H109V111H111L112 113H110L111 115L112 114H114L115 115V113H116V111H115V109H119L120 108V106L122 107V105H120V104H118V103H116V104H118L117 106H119L118 108H116L117 106L115 105V109L113 108V105H110V103H111V99H110V101H108ZM131 99H133V97L131 98ZM135 99V98H134ZM153 99V101L155 102V100ZM162 99V98H161ZM189 99V98H188ZM188 99H187V101H188ZM211 99V98H210ZM9 100H10V98H9ZM23 100V99H22ZM27 100V99H26ZM37 100V99H36ZM39 100H38V102H39ZM54 100V99H53ZM52 100V101H53ZM60 100V99H59ZM68 100V99H67ZM116 99H114L113 101H115ZM120 101H121V99H119ZM150 100H152V99H150ZM174 100V99H173ZM176 100H175V102H176ZM180 100V99H179ZM7 101H8V99H7ZM30 101V100H29ZM97 101H95V104L97 103ZM103 101V100H102ZM105 101V100H104ZM103 101V102H104ZM113 101H112V104H113ZM121 101V102H122ZM128 101H130V100H128ZM133 101V100H132ZM149 101V100H148ZM169 101V100H168ZM172 100H170V102H171ZM182 101V100H181ZM180 101V102H181ZM182 102V103H185V102ZM197 101V102H198ZM215 101V102H214ZM20 102V101H19ZM44 101H42V103H43ZM46 102V101H45ZM48 102H50V101H48ZM48 102H46L47 104H48ZM60 102V101H59ZM92 102V101H91ZM90 102V103H91ZM99 102V101H98ZM119 102V101H118ZM126 102V104H128L127 103V101H125ZM125 102H122V104H124ZM131 102V101H130ZM129 102V103H130ZM147 102V101H146ZM145 102V103H146ZM154 102H152L153 104H154ZM157 102V101H156ZM166 102V101H165ZM164 102V103H165ZM173 102V101H172ZM180 102H176V103H174L173 105L175 106L177 103H179L180 104ZM37 103V102H36ZM102 103V102H101ZM107 103V104H108ZM137 103H138V100H137ZM142 103V102H141ZM145 103H143V105L142 106H145L146 104ZM182 103H181V105H182ZM27 104V103H26ZM40 105H41V103H39ZM92 104V103H91ZM99 104V103H98ZM126 104L124 105L125 106V109L127 108V106H126ZM139 104V103H138ZM149 104V103H148ZM147 104V105H148ZM163 104V103H162ZM167 104H168V102H167ZM207 105V107H206V105ZM0 105H3V104H0ZM34 105H36V104H34ZM55 105H57L56 104V102H55ZM61 105V104H60ZM71 105V104H70ZM69 105V106H70ZM101 105V104H100ZM105 105H106V103H105ZM129 106H130V104H128ZM134 105V104H133ZM152 105V104H151ZM160 105V104H159ZM8 106V105H7ZM25 106V105H24ZM42 106V105H41ZM48 106V105H47ZM51 106H53V105H51ZM50 106V107H51ZM87 106V105H86ZM90 106V105H89ZM95 106V105H94ZM128 106V107H129ZM136 106V105H135ZM153 106V105H152ZM166 106V105H165ZM176 106H178V105H176ZM183 106V105H182ZM192 106V105H191ZM214 107H215V105H213ZM45 107H46V104H45ZM61 107V106H60ZM60 107H58L60 110L62 109V108H60ZM91 107H93V105L91 106ZM90 107V108H91ZM99 107V105H97V107H94V109L96 108V111L98 110L97 108ZM101 107V106H100ZM103 108L105 107L104 105L102 106ZM148 107V106H147ZM157 107H158V105H157ZM162 107V106H161ZM170 107H172V106H170ZM192 107V108H193ZM206 107V109H204ZM6 108V107H5ZM18 108V107H17ZM17 108H14V109H17ZM35 108H37L36 106H35ZM48 108V107H47ZM46 108V109H47ZM70 108H72L71 106H70ZM84 108V107H83ZM82 108V109H83ZM103 108H102V111H103ZM107 108V107H106ZM110 108V107H109ZM123 108V107H122ZM131 108V106L129 107V109ZM136 108V107H135ZM134 108V109H135ZM137 108H139V109H136V111L137 110H139V111H141L142 109L144 110V108H141V105H140V107H138V105H137ZM141 108V109H140ZM153 108V107H152ZM151 108V109H152ZM163 109H164V106L162 107ZM169 108V107H168ZM167 108V109H168ZM190 108V110H191V107H189ZM1 109V108H0ZM24 109V108H23ZM23 109H21V111H23ZM27 109V108H26ZM31 109V108H30ZM30 109H28V111L30 110ZM38 109H39V107H38ZM51 109H53V108H51ZM58 109V111L60 112V110ZM80 110V115H82L83 116V113H82V111L83 110ZM114 109V110H113ZM124 109V108H123ZM155 109H156V107H155ZM170 109V108H169ZM178 109V107L176 108V110ZM195 109H197V111L195 110ZM202 111H201V110ZM5 110H7V109H5ZM17 110H19V108L17 109ZM16 110V111H17ZM48 110H50V109H48ZM85 110V109H84ZM100 110V109H99ZM127 110V109H126ZM131 110V109H130ZM130 110H129V112H130ZM160 111H161V108L159 109ZM165 110H166V107H165ZM165 110H163V111H165ZM175 110V109H174ZM179 110V109H178ZM199 110V111H198ZM204 110V111H203ZM208 110H210V109H208ZM10 110H8V112H9ZM32 111V110H31ZM35 111V110H34ZM37 111V110H36ZM52 111V110H51ZM50 111V113H53V111L51 112ZM62 111V110H61ZM89 111V110H88ZM88 111H86V112H88ZM95 111V110H94ZM108 111V110H107ZM146 111V110H145ZM159 111V112H160ZM169 112L170 114H172L173 113V110L170 112L169 110H166L165 111V113L166 112ZM4 112V111H3ZM7 112V113H8ZM43 112V111H42ZM49 112V111H48ZM47 112V113H48ZM62 112H64V111H62ZM76 112H78V111H76ZM97 112H99V111H97ZM118 112H121V108H120V110H118ZM123 112H125V111H122L121 113L123 114ZM143 112V111H142ZM140 113V114H143V113ZM153 112H155L154 110H153ZM176 112V111H175ZM196 114H195V113ZM200 112H201V114L202 115H204L203 116V118L202 119H200V116H201V114H200ZM211 112V111H210ZM216 112H217V109H216ZM6 113V114H7ZM21 113H23V112H21ZM46 113V112H45ZM55 113H56V110H55ZM54 113V114H55ZM120 113V114H121ZM127 113V112H126ZM126 113H124V116H125V114ZM131 113V112H130ZM129 113V114H130ZM147 113V112H146ZM160 113H162V112H160ZM164 113V112H163ZM163 113H162V115H163ZM164 113V114H165ZM0 114H1V112H0ZM3 114V113H2ZM24 114H25V112H24ZM33 114V113H32ZM38 114H41L42 115V113L40 112V113H38ZM37 114V115H38ZM57 114V113H56ZM55 114V115H56ZM59 114H61L62 115V113H59ZM64 114V113H63ZM69 114V113H68ZM77 114V113H76ZM91 114H92V112H91ZM97 114H99V113H97ZM97 114H95V116L97 115ZM103 114V113H102ZM105 114V113H104ZM109 114V113H108ZM110 114L108 115L109 117H110ZM119 114V113H118ZM118 114H116L115 116H117ZM128 114V113H127ZM126 114V115H127ZM137 114L138 113H136V116H137ZM140 114H138L139 116H145V115H140ZM145 114V113H144ZM147 114H149V108H148V113ZM152 114V113H151ZM176 114V113H175ZM178 114V113H177ZM191 116H190V115ZM200 114V115H199ZM29 115V114H28ZM36 115V114H35ZM36 115V116H37ZM41 115H40V117H41ZM86 115H88V113H86ZM93 115H94V113H93ZM107 115V114H106ZM135 115V114H134ZM153 115V114H152ZM156 115L157 116H160V115H158V113H156ZM166 115V114H165ZM12 116V115H11ZM43 116H45V115H43ZM56 116H59V115H56ZM91 116V115H90ZM95 116H94V119H95ZM99 116H101V115H99ZM107 116V117H108ZM121 116V115H120ZM120 116H118L119 117V119H117V121H121L122 119L121 118H123L124 116H122V117H120ZM133 116V115H132ZM135 116V117H136ZM147 116V115H146ZM145 116V117H146ZM157 116H156V119H157ZM173 116V115H172ZM2 117H4V119H6L5 118V116H2ZM25 116H23L22 115V117L21 118H24ZM27 117V116H26ZM33 117V116H32ZM37 117H39V116H37ZM47 117H49V116H47ZM60 117V116H59ZM58 117V118H59ZM76 117H78V115L76 116ZM87 117V116H86ZM102 117V116H101ZM106 117V116H105ZM105 117H103V118H100V119H104ZM114 117V116H113ZM117 117V118H118ZM130 117V116H129ZM138 117V116H137ZM147 117H149V116H147ZM151 117V116H150ZM149 117V118H150ZM161 117V116H160ZM174 117V116H173ZM175 117H176V115H175ZM202 117V116H201ZM42 118V117H41ZM50 118V117H49ZM52 118V117H51ZM57 118V119H58ZM62 120H63V117L61 116L60 117ZM91 118V117H90ZM97 118V117H96ZM99 118V117H98ZM110 118H112V116L110 117ZM152 118V117H151ZM150 118V119H151ZM165 118H167L166 116H165ZM38 119H40V118H38ZM48 119V118H47ZM56 119V118H55ZM56 119V120H57ZM83 120H85L84 118H82ZM93 119V118H92ZM107 119V118H106ZM109 119V118H108ZM107 119V120H108ZM124 119V118H123ZM126 119V118H125ZM129 119V118H128ZM133 119V118H132ZM139 119V118H138ZM148 119V118H147ZM146 119V120H147ZM155 119V120H156ZM172 119H174V118H171V117H169V121H171ZM205 119V118H204ZM30 120V119H29ZM34 120V119H33ZM49 121H50V119H48ZM52 120V119H51ZM54 120V119H53ZM52 120V121H53ZM79 120V118H77V121ZM81 120V119H80ZM88 120V119H87ZM89 120H91V119H89ZM109 120H111V119H109ZM113 121L115 120L116 121V117H115V119L113 118L112 119ZM142 120V119H141ZM160 120V119H159ZM165 120V119H164ZM163 120V121H164ZM166 120H168V118L166 119ZM166 120H165V122H166ZM57 121H60V119H58ZM56 121V122H57ZM82 121V120H81ZM100 121V120H99ZM106 121V120H105ZM129 121H130V119H129ZM136 122H137V120H135ZM145 121V120H144ZM151 122H150V124L152 123V120H150ZM169 121H167V123L169 122ZM173 121V120H172ZM3 122H5V121H3ZM34 122V121H33ZM47 122V121H46ZM83 123H84V121H82ZM86 122V121H85ZM96 121L94 120V123H95ZM104 122V121H103ZM109 123L110 124V122L109 121H106L105 123H104V126L106 125V123ZM125 122H126V120H125ZM124 122V123H125ZM140 122V121H139ZM139 122H138V124H139ZM155 122V121H154ZM156 122H157V120H156ZM39 123H41L40 121H39ZM49 123H51V122H49ZM48 123V124H49ZM58 123L60 124V122H57V125H58ZM77 123V122H76ZM94 123H92V124H90V125H92V126H94L95 124ZM101 123H102V121H100V123L99 122H97L96 124H100V126H101ZM107 123V125H106V127H108V124ZM112 123V122H111ZM121 123V122H120ZM119 123V124H120ZM128 123V122H127ZM126 123V124H127ZM142 123V122H141ZM158 123V122H157ZM157 123H156V125H157ZM164 123V122H163ZM166 123V124H167ZM200 123H204L202 126L200 125ZM5 124V123H4ZM24 124V123H23ZM27 124H29V123H27ZM34 124V123H33ZM45 123L43 122V125H44ZM56 124V123H55ZM80 123H77L76 125H79ZM82 124V123H81ZM86 124V123H85ZM89 123H87V125H88ZM113 124V123H112ZM115 125H118V124H116V123H114ZM113 124V125H114ZM134 124V123H133ZM132 124V125H133ZM145 124V123H144ZM152 124H154V123H152ZM41 125V124H40ZM51 125V124H50ZM52 125H53V127L52 126H50V128L52 129V131H54L53 129L55 128L56 129V131H54L55 133L57 132V128H58V126L60 127V128H62V126L61 125H54L53 124V122H52ZM102 125H103V123H102ZM115 125H114V127H115ZM132 125H130V123H129V126H132ZM140 125V124H139ZM138 125V126H139ZM149 125V124H148ZM169 125V124H168ZM167 125V126H168ZM171 125V124H170ZM210 127H214L213 129L212 128H210ZM33 126V125H32ZM36 126H37V123H36ZM36 126H34L33 128H32V130L36 127ZM57 126V127H56ZM86 126V125H85ZM89 126V125H88ZM91 126V127H92ZM124 126V125H123ZM126 127H128V124L127 125H125ZM136 126V125H135ZM146 126H147V124H146ZM166 126V127H167ZM201 126V127H200ZM39 127H42V126H39ZM46 127H47V124H46ZM49 127V126H48ZM91 127H89V128H91ZM94 127H96V126H94ZM93 127V128H94ZM102 127V126H101ZM100 127V128H101ZM106 127H104V128H106ZM114 127H113V129H111V132H110V130H109V132L108 133H113L112 132V130H114ZM121 127H122V125H121ZM120 127V128H121ZM151 127H153V125L151 126ZM200 129H199V128ZM28 128V127H27ZM44 128V126L42 127V130H44L43 129ZM79 128H80V126H79ZM83 128V127H82ZM99 128V129H100ZM108 128H111V127H108ZM129 128V127H128ZM134 128V127H133ZM136 128V127H135ZM138 128H140V127H138ZM138 128H136V129H138ZM160 127L158 126V128L157 129H159ZM13 129V128H12ZM24 129V128H23ZM36 129H37V127H36ZM41 129V128H40ZM40 129L38 128V132H40ZM46 129V128H45ZM86 129H88V128H86ZM97 129V128H96ZM119 129V128H118ZM123 129H124V127H123ZM122 129V130H123ZM135 129V130H136ZM176 130L177 132L178 131H180V130ZM207 129H209V130H211V132L210 131H208V133H207ZM4 130V129H3ZM29 130V129H28ZM49 130V128H47V131ZM89 130V129H88ZM88 130L86 131L87 132V134L88 133H90V135L91 134H93L92 132H99V133H101L98 129H97V131H92V132H90L92 129H90V131L88 132ZM108 130V129H107ZM115 130L117 131V129L115 128ZM114 130V131H115ZM126 130V129H125ZM131 130H133V129H131ZM131 130L129 129V131H130V133H131ZM141 130H142V128H141ZM141 130H137V131H141ZM155 131H153V130H151V132L154 134V132H156V129H154ZM214 130V131H213ZM14 131V130H13ZM31 131V130H30ZM35 131V130H34ZM46 131V132H47ZM51 131V130H50ZM59 131V130H58ZM85 131H83V133L85 132ZM104 131H106V129H104ZM120 131V130H119ZM128 130H127V137H128V132H129ZM159 131H160V129H159ZM173 131H175V130H173ZM172 131V132H173ZM21 132H22V130H21ZM36 132V131H35ZM37 132V133H38ZM49 132V131H48ZM47 132V133H48ZM54 132H51V133H53V134H55ZM107 132V131H106ZM121 132V131H120ZM124 132V131H123ZM148 132V133H147ZM171 132V131H170ZM14 133V132H13ZM40 133H42V132H40ZM39 133V134H40ZM47 133H44V134H46L47 135ZM58 133V132H57ZM83 133H81V134H83ZM103 133V132H102ZM119 133V132H118ZM129 133V134H130ZM132 133L133 134H135V132L134 131H132ZM131 133V134H132ZM138 133V132H137ZM211 135H210V134ZM29 134V133H28ZM49 134V133H48ZM86 136H88L86 133H84ZM83 134V136H85ZM104 134V133H103ZM103 134H101V136H100V138L102 137V136H104V137H102V138H106L107 137V134H106V137H105V134L103 135ZM114 134V133H113ZM112 134V135H113ZM117 134V133H116ZM123 134V133H122ZM132 134V135H133ZM170 134V133H169ZM176 134V133H175ZM198 134V135H197ZM210 136V138H208L209 136ZM213 134H215L214 136H212ZM17 135V134H16ZM35 135L37 136V134L35 133L34 134V136H33V138L35 137ZM43 135V134H42ZM46 135H43V137L44 136H46ZM50 136H47L48 138H46L47 140L49 139V137H51L52 138V135L51 134H49ZM97 135V134H96ZM100 135V134H99ZM109 135V134H108ZM117 135H121V133L120 134H117ZM138 135H139V133H138ZM137 135V136H138ZM163 135V134H162ZM161 135V136H162ZM166 135V134H165ZM172 135V133L170 134V136ZM177 135V134H176ZM204 135H206V136H204ZM5 136V135H4ZM32 136V135H31ZM69 136V135H68ZM77 136H79V134L77 135ZM82 135H81V138L83 137ZM86 136H85V138H86ZM93 136H94V138H93ZM114 136V135H113ZM173 136H175V135H173ZM208 136V137H207ZM226 136H233L234 138H238L237 140H240L241 139V144L239 145V147H235V145H234V147H233V149H235V148H238L237 149V153L235 154H232L231 152H230V148H229V146L230 145H228L229 143H227V141H226ZM40 137H41V135H40ZM42 137V138H43ZM70 137V136H69ZM109 138H111L110 136H108ZM114 137H117V136H114ZM113 137V138H114ZM120 137V136H119ZM125 136H121L120 138H124ZM127 137H125V138H127ZM135 137H136V134H135ZM139 137V136H138ZM141 137V136H140ZM147 137V136H146ZM177 137V136H176ZM184 137H185V139H184ZM204 137H205V139H204ZM6 138H8V137H5V140H7ZM11 138H13V136L11 137ZM51 138H50V141H51ZM79 138V137H78ZM84 138V137H83ZM89 140H87V139H84V140H87L88 142L87 143H89V141H91L92 139H90V138H93V140L95 139V138H99V136L98 137H95V134H93V135H91V137L89 138V136L87 137ZM109 138H108V140H109ZM112 138V139H113ZM131 139H132V137H130ZM143 138V137H142ZM148 138H146V140H148ZM172 138H175V137H172ZM208 138V139H207ZM15 139V138H14ZM37 139V140H36ZM36 139H34V140H36V142L38 141V138H36ZM72 139V138H71ZM74 139V138H73ZM115 140H117V138H114ZM121 139V140H122ZM135 139V138H134ZM137 139V138H136ZM179 139V138H178ZM178 139H177V141H178ZM204 141H203V140ZM3 140V139H2ZM21 140V139H20ZM41 140V139H40ZM99 140H101V139H99ZM98 140V141H99ZM106 139H103L102 141H105ZM115 140H114V142H115ZM125 140V139H124ZM126 140H128V141H126V142H129V140L130 139H126ZM139 140V139H138ZM142 140V139H141ZM9 141V140H8ZM15 141V140H14ZM49 141V140H48ZM74 141V140H73ZM83 141V140H82ZM102 141H99V142H101L102 143ZM107 141V140H106ZM120 141V140H119ZM133 141H135V140H133ZM176 141V142H177ZM184 141V142H183ZM1 142H3V141H1ZM112 142V141H111ZM126 142H124V144L126 143ZM139 142V141H138ZM138 142H136V144L138 143ZM147 143H150L151 144V142L149 141H146ZM166 142H167V140H166ZM170 142H172L171 141V139H170ZM185 143V144H183V143ZM194 142V143H193ZM11 143V142H10ZM22 143V142H21ZM27 143V142H26ZM38 143V142H37ZM82 143V142H81ZM86 143V144H87ZM94 143V141L92 142V143H90V145L91 144H93ZM97 145H99V146H101L102 147V145L101 144H98L97 142H95ZM113 143V142H112ZM130 143V142H129ZM142 143V142H141ZM178 143V142H177ZM180 143H178V146H181V144ZM6 144V143H5ZM7 144H8V142H7ZM28 144V143H27ZM82 144H84V143H82ZM104 144H106L105 142H104ZM133 144H134V142H133ZM161 144H163V143H161ZM214 144V143H213ZM213 144L211 145V148H212V146H213ZM0 145H2V144H0ZM22 145V144H21ZM32 145H34V144H32ZM49 145V144H48ZM129 144L127 143V145H125L126 147L128 146ZM138 145H139V143H138ZM144 145V144H143ZM148 145V144H147ZM147 145H145V146H147ZM172 145V144H171ZM185 145H187V146H185ZM23 146H24V144H23ZM23 146H21V147H23ZM30 146V145H29ZM29 146H27L28 148L27 149H29ZM35 146H36V143H35ZM50 146V145H49ZM79 147H80V144L78 145ZM89 145H87V147H88ZM91 146H95L94 144L93 145H91ZM99 146H97V147H99ZM111 146V145H110ZM124 146V145H123ZM152 146V145H151ZM150 146V147H151ZM188 146V147H189ZM215 146V145H214ZM14 147V146H13ZM26 147V146H25ZM42 147V146H41ZM79 147L76 149V155L77 156H79L80 155V152L81 151H79V155H78V149H79ZM82 148H84L83 146H81ZM80 147V148H81ZM86 147V148H87ZM90 147V146H89ZM88 147V148H89ZM128 147H130V145L128 146ZM135 147H136V145H135ZM140 147H141V145H140ZM144 147V146H143ZM166 148H167V146H165ZM184 147H186V148H184ZM206 147H209V146H206ZM216 147V146H215ZM9 148V147H8ZM31 148V147H30ZM70 148V147H69ZM87 148V149H88ZM100 148V147H99ZM113 148V147H112ZM111 148V149H112ZM117 148H118V144H117ZM130 148H133V146H131ZM194 148V149H193ZM6 149H7V147H6ZM24 149V148H23ZM32 149H33V147H32ZM86 149V150H87ZM90 149V148H89ZM98 149V148H97ZM96 148H95V151L96 152H99V154L101 153V154H104V151L100 148V151H98ZM107 149L108 148H106V149H104L105 151H107ZM120 150H121V148H119ZM122 149H123V147H122ZM129 149V148H128ZM185 149H187V150H185ZM208 150H212V149H214V148H212V149H209V148H207ZM30 150V149H29ZM42 150H44V151H42ZM101 150L103 151V153L101 152ZM109 150V149H108ZM136 150V149H135ZM178 150H179V153H177L178 152ZM204 150L206 151V149L204 148ZM236 150V149H235ZM234 150V151H235ZM1 151H2V149H1ZM6 151V150H5ZM7 151H9V149L7 150ZM6 151V153L8 154L9 152H7ZM16 151V150H15ZM34 151V150H33ZM75 151V150H74ZM82 151H83V149H82ZM90 151L91 150H88V151H86V152H89L90 153ZM92 151H94V150H92ZM112 151V150H111ZM118 151V150H117ZM117 151L115 152V153H117ZM123 151V150H122ZM129 151V150H128ZM131 151V150H130ZM137 151V150H136ZM144 151V152H143ZM190 151H188V153H189V155H190ZM19 152V151H18ZM19 152V153H20ZM30 152V151H29ZM85 152V151H84ZM84 153V154H86L87 155V153ZM119 152H121V151H119ZM139 152V151H138ZM137 152V153H138ZM194 152V151H193ZM199 152V153H198ZM209 152V151H208ZM216 152V151H215ZM10 153H11V151H10ZM73 153H75V152H72V155H74ZM93 153H95V152H93ZM92 153V154H93ZM106 153V152H105ZM112 153V152H111ZM129 153V152H128ZM136 153V152H135ZM168 153V152H167ZM207 153V152H206ZM210 153V152H209ZM2 154H3V152H2ZM6 154V155H7ZM97 154V153H96ZM106 154H108V153H106ZM125 154H127L126 153V151H124L123 152V154L122 155H125ZM203 154V153H202ZM215 154V153H214ZM10 155V154H9ZM18 155V154H17ZM38 155H40V158L39 157H37ZM76 155H74V156H76ZM81 155H83V154H81ZM86 155H83V156H85L86 157ZM109 155V154H108ZM117 155V154H116ZM122 155H120V156H122ZM149 154L147 153V155L146 156H148ZM188 154H187V156H189ZM210 155V154H209ZM83 156H82V159H83ZM110 156H113V155H111L110 154ZM114 156H115V154H114ZM113 156V157H114ZM128 156H129V154H128ZM131 156V155H130ZM136 156V154H135V157H137ZM190 156V157H191ZM7 157V156H6ZM28 157V156H27ZM73 157V156H72ZM85 157H84V159H85ZM89 157V156H88ZM99 157H101V155H99ZM98 157V158H99ZM116 157V156H115ZM134 157V156H133ZM134 157V158H135ZM141 157H143V159L141 158ZM153 157H154V159H153ZM180 157H182V156H180ZM179 157V158H180ZM0 158H2V157H0ZM8 158V157H7ZM14 158H15V156H14ZM23 158H22V155H21V158L20 159H22L23 160ZM90 158V157H89ZM102 158V157H101ZM101 158H99V159H101ZM124 158V157H123ZM178 158V157H177ZM212 158V157H211ZM13 159V158H12ZM103 159V158H102ZM101 159V160H102ZM160 159V160H159ZM181 159V158H180ZM203 159V158H202ZM7 160V159H6ZM85 160H87V159H85ZM104 160V159H103ZM105 160H106V158H105ZM104 160V161H105ZM124 161L125 162V158L124 159H121V160H118V162L120 161ZM142 160V161H141ZM179 160V159H178ZM206 160V159H205ZM13 161V160H12ZM16 161V160H15ZM28 161V162H27ZM95 161V160H94ZM150 163H148V162ZM180 161H182V160H180ZM180 161H176L177 163H179ZM202 161V160H201ZM201 161H197V162H201ZM8 162H9V160H8ZM92 162V161H91ZM101 162H103V161H101ZM100 162V167L98 166V168H101V166H102V163ZM204 162V161H203ZM11 163V162H10ZM9 163V165H11ZM27 165H26V164ZM89 163V162H88ZM94 163H96V162H94ZM105 163V162H104ZM116 163L117 162H115V165H116ZM128 163V162H127ZM175 163V164H174ZM181 163V162H180ZM202 163V162H201ZM214 163H216V161L214 162ZM15 164V163H14ZM20 164V163H19ZM19 164H17V165H19ZM91 164V163H90ZM96 164H98V163H96ZM114 164V163H113ZM123 164V163H122ZM182 164L183 165H187V166H189V168H190V170L192 169V170H194V172H197L198 171V167H197V164H196V162L195 163H193V165H188V164H184L183 162H182ZM208 164V163H207ZM213 164V163H212ZM13 165V164H12ZM12 165H11V168L10 169H14V167H16L15 165H14V167H12ZM21 165V164H20ZM85 165H86V163H85ZM106 165V164H105ZM105 165H103V167L105 166ZM115 165H112V169H113V174H114V170H115ZM120 164L118 163V166H119ZM126 165V164H125ZM181 165V164H180ZM179 165V166H180ZM209 165H211V164H209ZM215 164H213V166H214ZM23 166V167H24ZM73 166H75V165H73ZM72 166V167H73ZM87 166V165H86ZM176 166H177V164H176ZM217 166V165H216ZM215 166V167H216ZM23 167H21L20 169H24ZM85 168V166L83 165L82 166V168ZM89 167V166H88ZM114 167V168H113ZM210 167H212V166H210ZM218 167V166H217ZM27 168H25L24 170H26ZM90 168H91V170L92 169H95V167L94 168H92L91 166H90ZM97 168V169H98ZM106 168V166L103 168V169H105ZM119 168V167H118ZM117 168V169H118ZM123 168V167H122ZM177 168H179V167H177ZM182 168H185V167H183L182 166ZM206 168H208V167H206ZM116 169V170H117ZM120 169H121V167H120ZM168 169V170H167ZM186 169V168H185ZM16 170V169H15ZM15 170H13V171H15ZM80 170V169H79ZM82 170V169H81ZM83 170H86V168L85 169H83ZM82 170V171H83ZM110 170H111V168L109 169V171L108 172H110ZM122 170V169H121ZM177 170V169H176ZM189 170V171H190ZM212 170V169H211ZM213 170H216V168L215 169H213ZM12 170H10V172H11ZM12 171V172H13ZM23 171V170H22ZM74 171V170H73ZM81 171V172H82ZM94 171V170H93ZM96 171V170H95ZM98 171H101V170H98ZM120 171V170H119ZM184 171V170H183ZM187 172L186 173H189L188 172V170H186ZM207 171V170H206ZM9 172V173H10ZM11 172V173H12ZM88 173H89V171H87ZM108 172H107V174H108ZM117 172V171H116ZM178 172V171H177ZM202 172H203V170H202ZM211 172V171H210ZM214 172V171H213ZM72 173H75V171L74 172H72ZM72 173H70V174H72ZM77 173V172H76ZM92 173V172H91ZM103 173H105L104 171H103ZM118 173V172H117ZM120 173V172H119ZM119 173H118V175H117V179L119 180ZM179 173V172H178ZM185 173V174H186ZM199 173H201V172H199ZM13 174H15V172L13 173ZM17 174V173H16ZM24 174V175H25ZM110 174V173H109ZM108 174V175H109ZM116 174V173H115ZM184 174V173H183ZM184 174V175H185ZM195 174V173H194ZM205 174V173H204ZM211 174V173H210ZM214 174V173H213ZM217 174H218V172H217ZM10 175H12V174H10ZM18 175V174H17ZM111 175V174H110ZM121 175V174H120ZM122 175H123V173H122ZM212 175V174H211ZM13 176V175H12ZM11 176V177H12ZM15 176V175H14ZM88 177H90V175L88 174L87 175ZM97 176H98V174H97ZM96 176V177H97ZM101 176V175H100ZM102 176H103V174H102ZM193 176V175H192ZM203 176V175H202ZM19 177V176H18ZM18 177H17V179H18ZM71 177V176H70ZM112 177L114 178L115 176H113L112 175ZM163 177V176H162ZM207 177H208V175H207ZM206 177V178H207ZM14 177H12L11 179H10V177H9V179L13 182V181H16V180H12ZM72 178V177H71ZM116 178V177H115ZM121 178V177H120ZM209 178V177H208ZM217 178V177H216ZM215 178V179H216ZM77 179H79V180H82V182H79V180H78V182H77ZM100 179H102L101 177H100ZM112 179V178H111ZM117 179H115V181L117 180ZM85 180V179H84ZM109 180H110V178H109ZM186 180H190V182L191 183H188V184H186L187 183V181ZM209 180V179H208ZM18 181V180H17ZM112 181H114V180H112ZM184 181H186V183L184 182ZM206 181V180H205ZM10 182V181H9ZM243 183V186H244V190H245V192H246V195H247V197H248V201H247V203H245V197H244V195H243V193H242V191H241V189H240V183ZM15 183V182H14ZM18 183V182H17ZM26 183V182H25ZM67 183H68V185H67ZM77 183H82L81 184V187H79L78 186V184ZM86 183V182H85ZM88 184L90 183V182H87ZM118 182H116V184H117ZM159 183H161L162 184V186H158L159 185ZM219 183H220V181H219ZM6 184L4 185L5 187H6ZM11 184V183H10ZM9 184V185H10ZM13 184V183H12ZM27 184V183H26ZM115 184V185H116ZM210 184H212V181L210 182ZM216 184V183H215ZM3 185V184H2ZM14 185V184H13ZM97 185H101V186H104L102 189H104L103 191H107V190H105L106 188H108L109 187V197L107 196V197H105L103 194H105V193H107V192H103L101 189H99V187H97ZM157 185V186H156ZM203 185V184H202ZM209 185V184H208ZM207 185V190H206V188H205V190L208 192V189H209V191H210V187ZM27 186V185H26ZM183 186H186V187H183ZM204 186V185H203ZM212 186H214V185H212ZM216 186H219V184L218 185H216ZM215 186V187H216ZM1 187L2 186H0V190H1ZM119 187V186H118ZM183 187V188H182ZM214 188V187H213ZM213 188H212V190H213ZM217 188V187H216ZM219 188V187H218ZM221 188V187H220ZM8 190L9 189H11V188H7ZM116 189V188H115ZM222 189V188H221ZM224 189V188H223ZM3 190H4V188L2 187V192H3ZM26 190V189H25ZM204 190V191H205ZM0 191V192H1ZM4 191H6V189L4 190ZM32 193V196H31V194L29 195V193L30 192ZM184 191V192H185ZM7 192V191H6ZM183 192V193H184ZM207 192H204L205 194H208ZM219 192H221V190L219 191ZM8 193H9V191H8ZM28 193V194H27ZM214 193V192H213ZM216 193V192H215ZM223 193V192H222ZM225 193V192H224ZM1 195H3V193H0ZM182 194V193H181ZM188 194V195H189ZM201 194H203V193H201L200 192V194L199 195H201ZM204 194V195H205ZM212 194V193H211ZM220 194V193H219ZM185 195V194H184ZM189 195V196H190ZM4 196V195H3ZM1 196L0 198H3L4 200H2V202L0 201V204L1 203H3L4 201H5V198L4 197H6V196ZM16 196V195H15ZM214 196L215 195H213L212 197L214 198ZM226 196V195H225ZM30 197H31V199H30ZM85 197H88V198H90V201H89V199H88V201L89 202H85ZM202 197H205V196H203L202 195ZM217 197H219L220 198V196H218L217 195ZM222 197V196H221ZM226 197H228V196H226ZM74 198V199H73ZM116 198H118V197H116ZM114 199L117 201H114ZM156 199L157 200H161L162 201V203H163V205H162V207L161 208H159V205L158 206H155V205H147L146 207H138V208H134V207H131L130 208V205H131V203L133 202V203H138L139 205H140V203L139 202H142L143 204H145L146 202L148 203L149 201L152 203V202H155L156 201ZM185 199V198H184ZM207 199V198H206ZM1 200V199H0ZM9 200V201H10ZM211 200H213V199H211ZM6 201V202H7ZM131 201V202H130ZM210 201V200H209ZM226 201H227V198H226ZM5 202V203H6ZM130 202V205H129V207H128V203ZM157 202V201H156ZM181 202V201H180ZM206 202V201H205ZM5 203H4V206L5 207H7L8 205H5ZM132 203V204H133ZM207 203H208V201H207ZM214 203H216V200H215V202L213 201V203L212 204H214ZM9 205H10V203H8ZM75 204H76V202H74V205H72V206H75ZM77 204H79V203H77ZM76 204V205H77ZM142 204V205H143ZM156 204V203H155ZM205 204L206 203H204V206H205ZM250 205V207L252 208V211H250V210H248V207H247V205ZM84 205V204H83ZM94 205V206H93ZM126 205V209L124 208V206ZM181 205V204H180ZM1 206V205H0ZM12 206V204L9 206V207H11ZM65 206V208H63ZM71 206V205H70ZM81 206V205H80ZM80 206H78V207H80ZM207 206H209V205H207ZM217 206H218V204H217ZM216 206V207H217ZM9 207L7 208V209H9ZM2 208V207H1ZM28 208H25V209H28ZM77 208V207H76ZM81 208H82V206H81ZM80 208V209H81ZM130 208V209H129ZM181 208V207H180ZM205 208V207H204ZM214 208V207H213ZM11 209H12V207H11ZM10 209V210H11ZM74 209V208H73ZM85 209L83 210V213H84V211H85ZM99 209H100V207H99ZM233 209V208H232ZM2 212H4V208H2ZM9 210V211H10ZM12 210V211H13ZM75 210V209H74ZM79 210V209H78ZM77 209H76V211H78ZM94 210V209H93ZM216 210V209H215ZM6 211V210H5ZM9 211H6V212H9ZM12 211H10L9 213H12ZM18 211V212H17ZM27 211V212H26ZM68 211V210H67ZM67 211H66V213H67ZM90 211V212H91ZM95 211V210H94ZM1 212V213H2ZM21 212H23L22 214H21ZM63 212H65V211H63ZM87 212V211H86ZM84 213L85 214V216H83V219H84V217H86L87 218V216H86V214L87 213ZM89 211H88V214L90 213ZM99 212V211H98ZM142 212H145V213H143V214H141ZM254 212V213H253ZM0 213V216L2 217V214ZM14 214H15V212H13ZM70 213L71 212H69L68 213V215H70ZM72 213H75L76 214V212L74 211V212H72ZM178 213H180V212H178ZM204 213V212H203ZM13 214V215H14ZM75 214H74V216L73 217H76V216H78V215H76L75 216ZM79 214V213H78ZM83 214V215H84ZM92 214V213H91ZM3 215H6L7 217L9 216V215H7V213L6 214H3ZM12 214H11V216H13ZM72 215V214H71ZM93 215V214H92ZM110 215V214H109ZM226 215H228V214H226ZM225 215V216H226ZM230 215V214H229ZM259 215L261 216V218L259 217ZM14 216V217H15ZM19 216V217H18ZM67 216V215H66ZM80 216V215H79ZM91 216V215H90ZM94 216V215H93ZM235 216V215H234ZM0 217V220H4L5 221V218H1ZM73 217L71 216V218L73 219ZM88 217H89V215H88ZM217 217V216H216ZM220 217V216H219ZM222 217V216H221ZM8 218H12V217H8ZM8 218H6V220H8ZM67 218V217H66ZM68 218H70V217H68ZM71 218H70V220H71ZM77 218H81V217H76V219ZM173 218H175L174 220H173ZM180 217H178V219H179ZM13 219V218H12ZM12 219H9V220H11L10 222H12ZM93 219V218H92ZM91 219V220H92ZM215 219V218H214ZM225 219V218H224ZM2 220V221H3ZM68 220V219H67ZM70 220H69V223H70ZM75 220V219H74ZM78 220H81V219H78ZM77 220V221H78ZM86 220V219H85ZM87 220H90V218H88ZM158 220H159V222H158ZM218 220V219H217ZM3 221V222H4ZM77 221H75V225H78L77 224ZM82 221V220H81ZM95 221H96V219H95ZM215 221V220H214ZM1 222V221H0ZM6 222H8L9 223V221H6ZM15 222V218H14V221H13V223ZM17 223H18V221H16ZM15 222V223H16ZM71 222H73V221H71ZM79 222V221H78ZM83 222V221H82ZM89 222V221H88ZM93 222H94V220H93ZM158 222V223H157ZM12 223V224H13ZM90 223V222H89ZM71 224V223H70ZM73 224V223H72ZM82 224H84V223H82ZM219 224H220V222H219ZM232 224V223H231ZM1 225H2V223H1ZM0 225V228L2 229H0L1 231H0V233L2 232V231H4V232H8L9 231V234H10V230L9 229H7L8 228V226H7V228H5L4 226H1ZM6 225H8L7 223H6ZM9 225H10V223H9ZM15 225V224H14ZM18 225V224H17ZM17 225H15L16 227H17ZM79 225H81L80 224V222H79ZM91 225V224H90ZM96 225V224H95ZM240 225V224H239ZM242 225H244V224H242ZM72 226V225H71ZM81 226H83V225H81ZM85 226V225H84ZM84 226L82 227V229L84 228ZM86 226H87V224H86ZM89 226V225H88ZM234 227H235V225H233ZM237 226V225H236ZM3 227H4V229H7V230H3ZM12 228H13V225L11 226ZM67 227H68V223H67ZM210 227H211V225H210ZM216 227V226H215ZM220 227V225L218 226V228ZM246 227V226H245ZM72 228V227H71ZM74 228V227H73ZM76 228H77V226H76ZM79 228V227H78ZM88 228V227H87ZM90 228V227H89ZM93 227H91V229H92ZM223 228V227H222ZM11 229V228H10ZM14 229V228H13ZM153 229V228H152ZM215 229H217V228H215ZM77 230V234H78V229H76ZM76 230H74V232H76ZM88 229H83V230H81V231H85L84 233H86L87 235H89V233H87L86 231H87ZM90 230V229H89ZM88 230V231H89ZM99 230V229H98ZM97 230V232H100V231H98ZM158 230V229H157ZM178 230L180 231V232H178ZM244 230V229H243ZM15 231V230H14ZM80 231V232H81ZM219 231H220V229H219ZM67 232H69V230L67 231ZM74 232H72L71 234H73ZM107 232V233H108ZM184 232V231H183ZM211 232V231H210ZM209 232V233H210ZM221 232V231H220ZM247 232V231H246ZM64 233H66V232H64ZM163 233V232H162ZM164 233H166V232H164ZM18 234L16 235V237H19L18 236ZM70 234V235H71ZM75 234V233H74ZM72 235V236H75L76 237V235ZM81 234H83V232L81 233ZM86 234H84V235H86ZM93 234V233H92ZM98 234V233H97ZM100 235H101V233H99ZM98 234V235H99ZM178 234L176 235V236H178ZM181 234V233H180ZM180 234H179V236H180ZM218 234V233H217ZM242 234V233H241ZM7 235V236H6ZM20 235V234H19ZM20 235V236H21ZM90 235H91V232H90ZM93 235H95V234H93ZM97 235V236H98ZM146 236V238L147 237H149V236ZM153 236H152V238L150 239V237H149V241H152L153 240V238H154V236H155V234L153 233L152 234ZM235 235V234H234ZM237 235V234H236ZM247 235V234H246ZM246 235H244V237L246 236ZM5 236H6V238H5ZM22 236V237H23ZM63 236H65V235H63ZM82 236V235H81ZM80 236V237H81ZM166 236H167V234H166ZM169 236V237H170ZM174 236L172 237V238H174ZM182 236V235H181ZM15 237V238H16ZM83 237H86V236H83ZM94 236H92L91 238H93ZM107 237V236H106ZM164 237H165V235H164ZM221 237V236H220ZM64 238V237H63ZM68 238V237H67ZM77 238H79L78 236L76 237V239ZM87 238L89 239L90 237L89 236H87ZM145 238V237H144ZM179 238V237H178ZM181 238V237H180ZM179 238V239H180ZM215 238H216V236H215ZM248 238V237H247ZM1 239V238H0ZM17 239V238H16ZM25 239V240H24ZM69 239H70V236H69ZM75 239V238H74ZM73 239V240H74ZM87 239V240H88ZM141 239H143V237L141 238ZM156 238H154V240H155ZM165 239V238H164ZM169 239V238H168ZM219 239V238H218ZM18 240V241H19ZM68 240V239H67ZM72 240V241H73ZM78 240V239H77ZM81 240V239H80ZM83 240H85V238H83ZM95 240V239H94ZM99 240V239H98ZM106 240V239H105ZM144 240H146V239H144ZM143 240V241H144ZM147 240V241H148ZM153 240V241H154ZM176 240L177 241H179L178 239H176L175 238V241L174 242H176ZM182 240V239H181ZM190 240H191V238H190ZM226 240V239H225ZM248 240V239H247ZM249 240H250V238H249ZM248 240V241H249ZM256 240V245L254 246V255H255V258H259L260 256H264V241H260V240H257V239H255ZM0 241V242H1ZM9 241V242H8ZM156 241V240H155ZM154 241V242H155ZM193 241V240H192ZM228 241V240H227ZM252 241V240H251ZM251 241H250V243H251ZM254 241V240H253ZM82 242V241H81ZM87 242V241H86ZM96 240H95V244H96ZM153 242V243H154ZM183 242L187 245L188 243H189V241L186 243V240H183ZM225 243H226V241H224ZM229 242V241H228ZM227 242V243H228ZM240 242V241H239ZM255 242V241H254ZM1 243H3V242H1ZM11 243V244H10ZM23 243V242H22ZM67 243H69V242H67ZM76 243V242H75ZM78 243H79V240H78ZM84 243H85V241H84ZM84 243H83V245H84ZM90 243V242H89ZM145 243V242H144ZM153 243H151V242H149V243H145V244H148L149 246H151V244H153ZM172 243V242H171ZM224 243V244H225ZM226 243V244H227ZM70 244V243H69ZM80 244V243H79ZM93 244V243H92ZM97 244H100V243H97ZM101 244H103V243H101ZM106 244V243H105ZM138 244H139V242H138ZM144 244V245H145ZM155 244V243H154ZM176 244H177V242H176ZM182 244V243H181ZM193 244V243H192ZM229 244H231L230 242H229ZM74 245V244H73ZM72 245V246H73ZM81 245H82V243H81ZM82 245V246H83ZM104 245V244H103ZM141 245V244H140ZM156 245H157V242H156ZM180 244H178L177 246H179ZM184 245V244H183ZM214 245V244H213ZM234 245H236V244H234ZM232 246V247H236V246ZM252 245H254V244H252ZM65 246V245H64ZM75 246H77V243L75 244ZM80 246V245H79ZM82 246H80V248L82 247ZM85 247L84 248H88L89 249V247H86V245H84ZM92 246V245H91ZM101 246V245H100ZM109 246V245H108ZM136 246H137V244H136ZM139 246V245H138ZM146 247H147V245H145ZM144 246V247H145ZM154 246V245H153ZM159 246V245H158ZM167 246H169V245H167ZM191 246V245H190ZM193 246V245H192ZM6 247L4 246V248H5V250H6ZM78 247V246H77ZM77 247H73L74 248V250H75V248L77 249ZM95 247V246H94ZM93 247V248H94ZM97 247V246H96ZM99 247V246H98ZM107 247V246H106ZM112 247V246H111ZM110 247V248H111ZM145 247V248H146ZM188 247V246H187ZM185 248V249H187V250H189L190 249V247L189 248ZM195 247V246H194ZM231 247V248H232ZM238 247V246H237ZM72 248V247H71ZM83 248V247H82ZM81 248V249H82ZM150 248V247H149ZM156 248H158V247H156ZM175 248V247H174ZM219 248V247H218ZM230 248V247H229ZM230 248V249H231ZM242 248V247H241ZM241 248H240V251H242L243 250V248H242V250H241ZM15 249H16V251H15ZM66 249V248H65ZM87 249V250H88ZM92 248H90V251H92L91 250ZM166 249V248H165ZM177 249L179 250V248L177 247ZM176 248L175 249H173V250H177ZM181 249H183L182 247H181ZM211 249H213V248H211ZM216 249H217V247H216ZM215 249V250H216ZM230 249H228V250H230ZM237 249V248H236ZM13 250L12 251H10V252H12V254H13ZM99 250V249H98ZM101 250V249H100ZM110 250V249H109ZM140 250V249H139ZM142 250V249H141ZM148 250V249H147ZM153 250V249H152ZM170 250H172V249H170ZM192 250V249H191ZM196 251H197V248L195 249ZM194 250V251H195ZM214 250V251H215ZM244 250H245V248H244ZM0 251H2V249H0ZM77 251V250H76ZM79 251V250H78ZM145 251V250H144ZM149 251V250H148ZM156 251H158V249H156ZM180 251V250H179ZM239 251V252H240ZM81 252H82V250H81ZM89 252V251H88ZM88 252L87 253H85V255L86 254H88ZM98 252V251H97ZM164 252H166V250L164 251ZM174 251H172L171 253H173ZM187 252V251H186ZM188 252H190V251H188ZM228 251H226V253H227ZM233 252V251H232ZM238 252V251H237ZM244 252V251H243ZM243 252H241V253H243ZM68 253V252H67ZM84 253H83V257H84ZM99 253V252H98ZM121 253H122V251H121ZM150 253V252H149ZM148 253V254H149ZM154 253H156V252H154ZM176 253V252H175ZM175 253H173V254H175ZM178 253H181V252H178ZM185 253V252H184ZM225 253V254H226ZM229 253H230V251H229ZM236 253V252H235ZM241 253H239V255L241 254ZM248 253V252H247ZM246 253V254H247ZM71 254V253H70ZM90 254V253H89ZM93 254V253H92ZM118 254V253H117ZM162 254V253H161ZM228 254V253H227ZM231 254V253H230ZM237 254V253H236ZM236 254H234L236 257V261H238V258H239V256L237 257V255ZM73 255H75V254H73ZM80 255H82L81 253H80ZM79 255V256H80ZM110 255V254H109ZM155 255V254H154ZM179 255V254H178ZM12 256H14V255H12ZM117 256V255H116ZM140 256H142V255H140ZM139 256V257H140ZM147 256V255H146ZM157 256H158V252H157ZM160 256V255H159ZM165 257H167L166 256V254L164 255ZM163 256V257H164ZM180 257H181V255H179ZM213 256V255H212ZM228 256V255H227ZM225 257V255H224V257H225V259L226 258H228V257ZM230 256V255H229ZM250 256H251V254H250ZM82 256H80V258H81ZM82 257V258H83ZM89 257V256H88ZM121 257V256H120ZM144 256H142L141 257V260H142V258H143ZM203 257V256H202ZM224 257H223V260H224ZM231 257V256H230ZM241 257H242V259L244 258L243 257V254H241V256H240V260H242L241 259ZM10 258H11V256H10ZM74 258V257H73ZM77 258H78V255H77ZM76 258V259H77ZM79 258V259H80ZM86 258V257H85ZM97 258H99V257H97ZM138 258V257H137ZM158 258V257H157ZM189 258V257H188ZM219 258H222V256L221 257H219ZM245 258H246V256H245ZM251 258V257H250ZM30 259V260H31ZM88 259V258H87ZM91 259V258H90ZM90 259H89V261H90ZM121 259H123V258H121ZM149 259V258H148ZM153 259V258H152ZM247 259V258H246ZM245 259V260H246ZM2 259H1V257H0V264H2V261H1ZM69 260V259H68ZM71 260V259H70ZM78 260V259H77ZM82 259H80V261H81ZM94 260V259H93ZM127 260V259H126ZM139 261V263L140 262H142V261ZM144 260H145V258H144ZM154 260V259H153ZM200 260H201V258H200ZM235 260V259H234ZM234 260H233V262L232 263H234ZM244 260V259H243ZM79 261V263H81ZM136 261H137V259H136ZM199 261V260H198ZM217 261H220V259L219 260H217ZM232 261V260H231ZM231 261H230V264H231ZM235 261V263L237 264V262ZM248 261V260H247ZM98 262V261H97ZM100 262V261H99ZM200 262V261H199ZM198 262V263H199ZM203 262V261H202ZM204 262H207V261H204ZM228 262V261H227ZM240 262V261H239ZM244 262H246V261H244ZM244 262L243 261H241L240 263H242V264H244ZM250 262V261H249ZM73 263H74V261H73ZM83 264H85V262H82ZM90 263V262H89ZM94 263H96V262H94ZM111 263V262H110ZM117 263V262H116ZM136 263V262H135ZM145 263V262H144ZM154 263V262H153ZM240 263H238V264H240ZM251 263V262H250ZM255 263V262H254ZM253 263V264H254ZM75 264V263H74ZM76 264H78L77 262H76ZM86 264H88V263H86ZM97 264V263H96ZM102 264V263H101ZM204 264H206V263H204ZM227 264V263H226Z\"/></svg>", "mask_w": 264, "mask_h": 264}, {"label": "crops", "instance_id": "crops-1", "mask_svg": "<svg viewBox=\"0 0 264 264\" xmlns=\"http://www.w3.org/2000/svg\"><path fill=\"white\" fill-rule=\"evenodd\" d=\"M28 259H30V258H28Z\"/></svg>", "mask_w": 264, "mask_h": 264}]
</instances>
